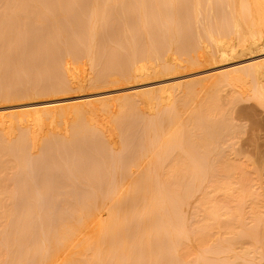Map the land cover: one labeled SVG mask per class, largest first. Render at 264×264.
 Returning <instances> with one entry per match:
<instances>
[{"label": "rangeland", "instance_id": "rangeland-1", "mask_svg": "<svg viewBox=\"0 0 264 264\" xmlns=\"http://www.w3.org/2000/svg\"><path fill=\"white\" fill-rule=\"evenodd\" d=\"M19 1V0H18ZM17 0H0V20H1V22L5 25H8L7 23L10 21H13L12 22V24L9 22V24H11V25H15V28H14V26H13V28L14 29H16V32H14V29L12 28V27H10V25H8L9 27H10V31H11V29H12V33L14 34V33H16V35H12L13 37L11 38L9 35H7V34H9L10 33V31L9 30H7L6 28H7V26H4V28L6 29H4V30H0V34L2 33L3 34V36H2V34L0 35V36H2V37H0V127H2V125H1V122L2 121H8V125L6 126L7 127V131H8V133L6 132V134L7 135H5L8 139H10V141H12L11 143H13V150L12 149H10L11 150V152L10 151H7L8 152V155L10 154H12V151H13V154L10 156V157H8V159H10L9 161H7V163H9V164H6V162H4L3 164H1L0 163V191L1 192H5V190L6 189H10V188H7V187H11V189L10 190H12L11 192H14V193H12L11 194V192H10V197H12L13 198V200L9 197V198H6L5 199V204L2 206V208L4 207V209H3V211H6V209H9V212H10V209H11V206H12V212H14V213H9V216H10V221H11V223L9 222V227H8V225H6L5 224V222H4V219L3 220H1L0 222H2V223H0L1 225L0 226H2V228L0 227V264H13L15 261H16V257L18 258V261L20 262V258L18 257V255L21 253V251H20V248H21V246L23 245L22 243H24V247L22 246V248L21 249H24L25 250V255H26V250H29V255H28V257L30 258V259H32V255H31V252L32 251H34V253L36 254V256L38 255V252H40L41 251V249H42V251L44 252V254H45V252L47 251V250H49L50 251V249L52 250V248L53 247H56V246H58L59 244H62L61 243V240L59 241L60 243L58 244V243H56L55 244V242L57 241V240H55L56 238V235H57V233H60V231L59 230H57V228H61L60 227V223H64V221L62 220V219H64V218H66L67 219V217L65 216V217H63L64 216V214L67 212V210H68V206H65V205H67V200L69 201V202H71V203H68L69 205H72V206H70V208H71V212H73V214H75V211L77 212L76 213V215L77 216H79V214L83 211L84 212V210H85V208H84V210H82L83 209V206L84 205H89V200H90V195L92 194V190H93V188H94V190L93 191H95V192H98V190H100V187H102V189L104 188V189H106V190H102V192H103V194L106 192L107 194H108V191L110 190V193L109 194H112L113 192H115L116 193V191L119 189L120 190V188L123 186V184L124 185H127V184H125V183H123L125 180H126V183H128L127 181V179H129L130 177H134V175H136V176H138V175H142V174H145L146 172H148V170L149 171H151V169H153V166H154V173L156 172L155 170H157V172L161 175H159L158 174V180L157 181H159L160 179L162 180V178H164L165 177V175H166V170L168 169V170H170L168 167H169V165H167L169 162L168 161H166V159L167 160H169L170 162H172L173 163V161H174V158L176 157V155H175V153H176V150L173 152L172 150H171V148H173V147H171L170 149H166V148H168V147H166V148H164L163 146L165 145H161V144H159L160 146H157V145H154V143L155 142H153V144L152 145H154V146H157L156 148L160 151V148L162 147L163 149H166L165 151H163V149L161 150V151H163L162 153H160V152H158V150L157 149H154L153 148V146H152V148H150V150H148L149 148H146V149H144V145L148 142V140H149V138L150 137H152V136H150V135H153L154 133H156V132H152V131H154V130H152L151 132H152V134H148L146 131V129L144 128V127H141V126H143L142 125V122H146V120H148L149 119V116H148V114L151 116V114H152V118H154L155 117V115L154 114H156V115H158L159 116V114H158V110H157V108L161 105L160 104V102H158V101H151V102H149V103H147V102H145L144 104H143V102H141L142 104H140V102H139V104L141 105L140 107L142 108V110H144V111H141V108H139V105L137 106L136 104H134V103H132L133 104V106H131L132 104H130V105H128L127 103V105L125 106V105H123L122 106V108H120L121 107V105H119L122 101H121V99L123 98V99H130V98H132V97H130V96H128V95H126V94H128V93H131V92H134V90H144V89H148V88H154V87H156V86H162L163 87V89H161L160 91H159V94H161L163 97H164V102L165 101H167V102H170L171 103V101L170 100H172V103L174 104V105H179L180 104V106L182 107L181 109L179 108H177V107H175V108H173L174 109V111H175V109L177 108L178 109V111H179V113H178V115H177V112L178 111H176L175 112V114L179 117L178 119H180V121H182V120H184V119H188L189 118V120H190V114L191 113H193V111L195 110V108H197L199 105H204L205 106V103H214L215 105L217 104L218 106H216V107H218L219 108V110H221V108H223L222 109V111H220V112H225V110L227 111V112H225L224 114H225V116H226V118H223L224 120L225 119H228L229 121H230V124H233V125H231V127L233 126V128H232V132H230L227 136V138H226V136H225V139H226V141H227V143L225 142V144L223 145V141H222V146L224 147L225 145H227V148H223L222 150H223V153L225 152V156H226V154L229 152V154H227L228 155V157L230 158V159H232L231 160V162H236V163H233V164H238V162H240L239 164H243V165H245V168H246V170L244 169V171L245 172H243V165H242V167H240L239 165V168L238 169H240V170H242V171H240L239 170V172H242V173H245L246 174V176L245 175H243V176H245V177H248V179H250V181H248L247 182V186L246 187H248V192H249V194L252 192H255V191H257L256 193H254V194H260V193H262V192H264V101H263V99H264V96H262V94H260V96H259V94H258V98L257 97H255L257 94H252V93H254L253 91H252V84H254L253 83V81H252V79L250 78V77H247V76H239V80H237V82H235V84L234 85H231V84H225L224 83V86H222L221 87V84L220 85H216V86H211V84H212V82L213 81H218V80H214L215 79V77L217 76V75H219V74H222V73H230V75H237L239 72L237 71L238 69H243V68H245V67H247V66H250V65H259L260 63H263L264 61V44L262 45V44H260L261 46H259L258 44H257V46L256 45H251V46H249V48L247 47V48H244V49H246V50H244L243 52L240 50V51H238V52H233V53H230V54H232V55H225V56H223V58H220V59H217L215 62H214V60L213 61H211V59L210 58H208V54H209V45H207V44H210V43H207V41H204L205 42V46L203 45V43L201 44V45H203L204 46V48L206 47V46H208L209 48L207 49V47H206V49L204 50V49H202V47L203 46H201V49L203 50V51H199L198 50V52H203V54H204V52L205 51H207L208 52V56L206 55V57L208 58V59H210L209 61L207 60V58H206V62L204 61L205 60V58L203 59V61L204 62H200V63H202V64H196V65H199V66H193V67H189L188 66V64H187V61H186V56H187V51L186 50H183V52H182V50L181 49H185L184 47H182L181 49H180V51L183 53H180V51H178L179 49L177 48L176 50L178 51V52H176L174 49H175V47H179L178 45H180V47L182 46V45H184V43L185 42H189V40H187V41H185L189 36H190V34H191V37H193L194 35H193V33L190 31L192 28H194L195 26H197V22L195 23V26H193L194 25V23H193V20H191V21H188V20H190V18H187L188 17V15H187V12H185L184 14H186L184 17H182V16H180V18L179 19H181V25H179V26H181V28L183 29L184 28V25L186 24V26H185V28L187 27L188 29V31H190V33H188V32H186V34L188 33V35H185L184 34V37H180V39L182 38V40H179V42H177L178 40H176L175 38H172V40L173 39H175L174 40V43H175V41H176V43L175 44H177V45H175L174 43H172V44H174V45H171V47H173V46H175V47H173L170 51H166V52H164V53H160L161 55L160 56H162V58L164 57V56H168L169 55V57H170V64L169 65H166L165 63H162L161 61L162 60H164V58L161 60V61H157V60H150V61H148V63H147V59H146V63H147V65L149 66L148 68V71H144V70H141L140 72H139V74H145L143 77L141 76L140 78H137V79H134V81L132 80V82L130 81H127V80H125V82L123 81L124 79L123 78H121V72L119 71V69L117 70V68H116V71H113V70H115V68L112 70L113 71V73L114 72H119L118 74L117 73H114L113 75H118L117 77H118V79L116 80V84L114 83H111L110 84V86L108 85V84H106L105 86H99L98 84H99V82H100V74H101V71L103 70V69H105L104 67H106V65H110V66H112V65H114V66H116L117 67V64L118 65H120V63H122V61L123 62H125L124 61V58L125 59H127V57L130 55V54H133L132 53V48L134 47V49L136 50V49H138V50H136V51H134L135 52V55H136V58H138L139 60L138 61H140L139 62V64H142V63H144V61H143V59H142V54L141 53H143V51L140 53V55H138L137 53H139L140 51V49L142 50V48L144 47V53H146V56L147 55H150L151 56V58L153 59V57H154V59H155V57H156V54L155 53H152L153 52V46L155 45V41L156 40H158V39H156V38H153V36H155V34L156 33H154L152 30H150L149 29V32L151 31V32H153L154 33V35H152V38H153V40L151 41V39L152 38H150V37H148L147 38V35L145 34V36L143 35L144 33H143V31H140V30H142V24H140V22H139V20H132L133 19V15H134V19H135V17H137V19H138V17H139V19H140V16H136V13H138L136 10H137V7H136V9H134L135 7H133V8H131V6L133 5V6H136L135 5V2H132V0H131V2L132 3H130V0H124L125 2H126V4H124L123 3V1L122 0H120V1H118L117 3H119L118 5H116L115 3H116V1L115 0H112L113 1V3H114V5L113 4H109V3H111V0H102V3L98 0V10L99 9H103L102 11H103V13L104 12H106L107 10L109 11L108 13L110 14V12H111V16L109 15L108 17H109V20L111 19L112 21H109L108 20V17H106L105 15H103V17L104 18H107L106 20L105 19H103V21H101L102 20V14L100 13V14H98L97 12H95V6H96V4H95V1L94 0H83V2H82V0H76V2H78V3H81V4H77V7H80V8H78V9H80L79 11H77L78 9H77V7L75 8V6H74V3H73V1L75 2V0H60L61 2H60V5H61V3L63 2L64 4H62V6L64 5V7L66 6L67 7V9H68V14L66 15V11L65 10H67L66 8H62V9H60L59 8V10H61V13H60V11H57L58 9V7H59V2H58V0H44V1H46V2H44L43 0H34V2H35V5H37V11H40V12H38V14L39 15H41L40 17H42V19L41 18H39V20L41 19L42 21H46L47 23H46V25L45 26H43V27H40V24L42 25V23H39V20L36 18V22L37 23H39V24H37V23H35V24H37V26H33V24H32V22H31V20L32 19H30V20H28V18H32V17H30L31 16V14L29 15L27 12H29V11H27V9H26V5H25V9L26 10H22L23 8H24V6H22L21 7V5H23V4H20V2H18ZM22 1H25V0H22ZM21 1V2H22ZM27 1V0H26ZM29 1V0H28ZM46 3V5L45 6H43L42 4H40V2L41 3ZM48 1V2H47ZM55 1V2H54ZM122 1V2H121ZM129 3H128V2ZM142 1V0H141ZM169 1H172V3L174 4L170 9L172 10V12L171 13H169V11H168V14L169 15H171V17H173L174 15H176V14H178V15H181V14H179L180 12L179 11H181L180 9L182 8L181 6H182V4L184 3V5L186 4L185 3V1L186 0H183L184 2L182 3H180V1L179 0H169ZM169 1H168V3H169ZM177 1V2H176ZM206 1V0H205ZM204 1V2H205ZM213 1H216V2H214V3H216V4H212V5H214L215 6V8H217V7H219L221 4H219L220 2H218L217 0H213ZM238 1H240V0H237V5L238 6H240L239 4H241L240 2H238ZM253 5H255V2H253V0H249ZM260 1H261V6H260ZM15 2V3H14ZM16 2H18V3H16ZM49 2H51V4L49 3ZM53 2V3H52ZM58 2V3H57ZM69 2H71L70 3V5H69ZM76 2H75V4H76ZM84 2H86L85 4H84ZM89 2H90V5H89ZM109 2V3H108ZM179 2V3H178ZM204 2H202L203 4H205ZM259 3V5H258V3ZM257 2H256V5H255V15L257 16L258 15V13L260 12V13H264V2H263V0H257ZM15 5H14V4ZM37 3V4H36ZM56 3V4H55ZM68 3V4H67ZM100 3V4H99ZM105 3H107V4H105ZM171 3V4H172ZM263 3V4H262ZM19 6H18V5ZM65 4H67V5H65ZM95 6H94V5ZM130 6H129V5ZM137 4V3H136ZM206 4H207V2H206ZM205 4V5H206ZM57 5V6H56ZM68 5H69V7H71V5H72V7L70 8L71 10H69V7H68ZM101 5V6H100ZM102 5H103V7H105V5L106 6H108L106 9H104L103 7H102ZM109 5L111 6H113L112 7V10H113V12H112V10L111 9H109ZM127 7H126V6ZM180 5V9H177V8H179L178 6ZM212 5H208L207 6V8H210V7H212ZM40 6V7H39ZM53 6H54V8H53ZM116 6V7H115ZM125 6V7H124ZM166 6V5H165ZM176 6H177V8H176ZM203 7H204V5H202ZM213 6V7H214ZM61 7V6H60ZM74 7V8H73ZM84 9H83V8ZM129 7H130V9H129ZM163 7V6H162ZM167 7H168V5H167ZM175 7V8H174ZM202 7V8H203ZM206 7V6H205ZM40 10H39V9ZM44 8V9H43ZM82 8V9H81ZM117 10H116V9ZM173 8V9H172ZM14 9V10H13ZM22 11H21V10ZM47 9V10H46ZM65 9V10H64ZM162 9V8H161ZM163 9H165V7L163 8ZM170 9H168V10H170ZM205 9V10H204ZM53 10V11H52ZM56 10V11H55ZM73 10V11H72ZM106 10V11H105ZM111 10V11H110ZM118 10H119V12H118ZM134 10L136 11V12H134ZM170 10V11H171ZM177 10H179V11H177ZM203 10H204V13H205V11L207 10L208 11V9H206V8H203ZM218 10V8L217 9H215V11H214V14L217 12V13H219L220 12V10H219V12L217 11ZM21 11V12H20ZM27 11V12H26ZM42 11H44V12H42ZM62 11H64V16H65V19H66V17L67 18H69V19H67L66 20V23H62V21H64L65 19L62 17V16H60L63 12ZM81 11H84V12H81ZM85 11H86V15H84L85 14ZM101 11V12H102ZM116 11V13H115V15H113V13ZM162 11V13H163V10H161ZM262 11V12H261ZM15 12H16V14H18V13H20V15H22L21 17H20V15L18 14V15H16L15 14ZM44 13V15L45 16H48V17H50L51 18V21H49L50 19L48 18V17H44L43 16V14L42 13ZM60 14H59V13ZM73 12V13H72ZM82 14H80V13ZM98 12H100V10L98 11ZM165 12H167V11H164V13ZM176 14H175V13ZM178 12V13H177ZM257 12V13H256ZM11 13V14H10ZM23 13L25 14V16L23 15ZM37 13V12H36ZM57 13V14H56ZM75 13V14H74ZM76 13H78V14H76ZM98 14V16H97V14ZM119 13V14H118ZM163 13V14H164ZM174 13V15L172 16V14ZM5 14V15H4ZM59 14V15H58ZM89 14V16H87ZM203 14V13H202ZM220 14V13H219ZM218 14V15H219ZM33 15V17L36 15H34V14H32ZM71 15H73V16H71ZM96 15V16H95ZM139 15V14H138ZM165 15H167V14H165ZM204 15H207V12H206V14H204ZM211 15H213V14H211ZM218 15H216V16H218ZM9 16L11 17V18H9ZM18 16V17H17ZM29 16V17H28ZM80 16V18H78ZM88 17V18H86V20H84L83 18L84 17ZM97 17V18H94V17ZM100 16V17H99ZM7 18V20L8 21H5L6 20V18ZM17 17V18H16ZM25 17H27L25 20H24V18ZM35 17H37V15L35 16ZM39 17V16H38ZM44 17V18H43ZM60 17H62L64 20H62V18H60ZM91 17V18H90ZM98 17H99V21H100V23H98V24H100V25H98L97 27H95L96 29H98L96 32H98L97 34V36L95 35V30H94V27H93V25L95 26V24L97 23L96 21H97V19H98ZM111 17V18H110ZM170 17V16H169ZM168 16H167V18H169ZM201 17H203L202 15H201ZM207 20L205 21L204 20V22H203V24L205 23V22H207L208 21V23H209V21L210 22H213V20H211V17H210V14H209V12H208V15H207ZM210 17V18H209ZM5 18V19H4ZM89 18L92 20V23L90 22V20H89ZM92 18H94V19H96V21L94 20V19H92ZM186 18V19H185ZM12 19V20H11ZM14 19V20H13ZM18 19H20L19 20V22L20 21H22V22H20L21 23V25L20 26H16V25H18ZM21 19H23V20H21ZM35 19V18H34ZM34 19L32 20L33 21V23H34ZM46 19V20H45ZM184 19L186 20V23L184 22ZM188 19V20H187ZM210 19V20H209ZM226 19V23L228 24V21H230V20H228L227 18H225ZM15 20H17V24L15 23L16 21ZM62 20V21H61ZM70 20V21H69ZM82 20V22H80V21ZM87 20H88V22H87ZM115 20V21H114ZM118 20V21H117ZM41 21V22H42ZM76 21H79V22H76ZM95 21V23L93 24V22ZM120 21V23H118ZM132 21H134V22H132ZM139 23L140 25H141V27L136 23ZM156 21H158V20H156ZM156 21H154V22H149L150 24H151V26L148 24L147 26H150V28L152 27V28H154V24H152V23H155ZM185 23H183V22ZM203 21V20H202ZM0 22V23H1ZM25 22V23H24ZM54 22H55V25H54ZM70 22V23H69ZM115 22V23H114ZM222 22H224L223 21V19H222V21H221V23ZM223 23V24H226V23ZM1 23V24H2ZM14 23V24H13ZM43 23H45V22H43ZM51 23V24H50ZM68 23H69V25H68ZM81 23H82V25H81ZM84 23H85V25H87L86 27H88L90 24L92 25V26H90V27H92L93 28V36H94V38L95 37H98V39H94V38H92V36L91 37H89L88 36V38L91 40V41H89V39H85V37L87 36V34L88 35H90L89 33H92V28L90 29H86V31H88L87 33H85L86 31L85 30H83V25H84ZM132 23H136V25H135V27L132 25ZM158 23H159V21H158ZM179 23V24H180ZM182 23H183V25H182ZM193 23V25H191ZM0 24V25H1ZM25 24L27 25L26 27H24L23 28V25L25 26ZM30 24H32V26L30 25ZM60 24H64V27H66V26H70L71 28H72V31H69V32H67V30H69V29H65V31H63L64 29H63V26L62 25H60ZM66 24V25H65ZM78 24H80V25H78ZM116 24H118V25H116ZM226 24V25H227ZM229 24H230V22H229ZM49 25H51V27L49 28ZM84 25V26H85ZM97 25V24H96ZM139 26V28H141V29H139L138 28V26ZM199 25V24H198ZM225 25V26H226ZM30 26H31V28H30ZM47 26H48V28L49 29H47ZM99 26H100V28H99ZM137 26V27H136ZM183 26V27H182ZM189 26H190V29H189ZM192 26V27H191ZM9 27H8V29H9ZM18 28V31H19V33H20V35H19V33H17V28ZM28 27V30L26 29ZM82 27V28H81ZM86 27H84V29L86 28ZM115 27V28H114ZM117 27V28H116ZM245 27V26H244ZM21 28V29H20ZM36 28V29H35ZM60 28V29H59ZM69 28V27H68ZM70 28V29H71ZM81 28V29H80ZM137 28V29H136ZM180 28V29H181ZM246 28V27H245ZM1 29V28H0ZM2 29H3V27H2ZM62 29V30H61ZM75 30V32H76V29H77V32H76V36L75 37H71V38H67V37H70V36H73V35H75V32H74V30ZM182 29H181V31H182ZM262 29L264 30V25H263V27H262ZM20 30H21V32H20ZM24 30V31H23ZM37 30V31H36ZM48 30V31H47ZM63 31L64 33L66 32V35L65 36H63L62 35V33L63 32H61V31ZM83 30V31H82ZM112 32H111V31ZM187 30H185L184 29V31H182V33L184 32L185 33V31H187ZM8 33H7V32ZM26 31H27V33H26ZM46 31V32H45ZM59 31V32H58ZM80 31H82L81 33H80ZM85 31V32H84ZM110 33H109V32ZM115 31V32H114ZM5 32H6V34H5ZM40 32H41V34H40ZM55 32V33H54ZM71 32H73L74 34L72 35V33ZM155 32H157V31H155ZM179 32V33H178ZM178 32H176V33H178L180 36L181 35H183V34H180L181 32L178 30ZM12 33H10V34H12ZM25 33V34H24ZM45 33V34H44ZM58 33H61V35H59ZM68 33H71V35L69 34L68 36H67V34ZM85 33V34H84ZM116 33V34H115ZM139 33H143L142 35L144 36V38L142 39L141 38V36L140 35H138ZM153 33H151V34H153ZM175 33V34H176ZM47 34V35H46ZM50 34V35H49ZM56 34V35H55ZM80 34H81V36H80ZM86 35L85 37H84V35ZM111 34V35H110ZM115 34V35H114ZM137 34V35H136ZM178 34H176L177 36H178ZM19 37H18V36ZM32 37H31V36ZM39 35L40 36H42L43 35V37H39ZM82 35H83V38H82ZM114 35V36H113ZM120 35V36H119ZM6 36H7V38H6ZM17 36V37H16ZM20 36H22L21 38H20ZM24 36V37H23ZM26 36V37H25ZM34 36V37H33ZM67 36V37H66ZM140 36V37H139ZM142 36V37H143ZM156 36H158V35H156ZM185 36H187V38L186 39H183V38H185ZM10 37V38H9ZM16 37V38H15ZM118 37V38H117ZM179 37V36H178ZM195 37V36H194ZM193 37V38H194ZM18 38H20V39H18ZM38 38H40V40L38 39ZM44 38H46L45 40H44ZM75 39V43L72 41V42H70L71 41V39ZM82 38V39H81ZM158 38V37H157ZM4 39V40H3ZM15 39H17L16 41H14ZM85 39V40H84ZM95 40V42H94V40ZM102 39V40H101ZM139 39V40H138ZM141 39L143 40V42L141 41ZM145 39V40H144ZM150 40L151 41V44H152V42L154 41V44H152V46H150L151 44L149 43L150 41H148V40ZM156 39V40H155ZM18 40H20L19 42H17ZM43 40V41H42ZM81 40V42L84 40V43L85 42H87V44L88 43H90V44H88V46L86 47V45L84 46L82 43V45H81V47L80 48H78L79 46H80V44L78 43L79 41ZM97 40V41H96ZM78 41V42H77ZM100 41V42H99ZM103 41H105V42H103ZM145 41V42H144ZM181 41V42H180ZM182 41H184V42H182ZM192 41V38H191V40H190V42ZM69 44H68V43ZM77 42V43H76ZM93 42V43H92ZM138 42V43H137ZM140 42L141 43H143L142 45H140V47H142V48H140V47H138L137 48V46H139V44H140ZM171 42H173V41H171ZM190 42L188 43V44H190ZM70 43H73V44H70ZM147 43V44H146ZM182 43V44H181ZM68 44V45H67ZM94 44L95 45H97L96 47H95V49H94ZM145 44H146V46L147 47H145ZM150 44V45H149ZM187 44V43H186ZM192 44V43H191ZM130 45H131V47H130ZM136 47H135V46ZM144 45V46H143ZM75 46H77V47H75ZM91 46V47H90ZM185 46V45H184ZM187 46V45H186ZM190 46V45H189ZM189 46H187L188 48H186V49H189ZM112 47H114V48H112ZM155 47V46H154ZM90 48H92V49H90ZM145 48H147L148 49V51H147V49H145ZM191 48V47H190ZM133 49V50H134ZM152 49V50H151ZM94 50V51H93ZM243 50V49H242ZM87 51V52H86ZM90 51V52H89ZM92 51V52H91ZM186 51V54L184 53ZM120 52V53H119ZM207 52H205V54L207 53ZM242 52V53H241ZM88 53V54H87ZM112 53H114V54H112ZM116 53H118L119 55H117ZM130 53V54H129ZM143 53V54H144ZM238 53V54H237ZM241 53V54H240ZM92 54V55H91ZM121 54V55H120ZM153 54H155L154 56H152ZM203 54H201V55H203ZM204 54V55H205ZM128 55V56H127ZM135 55H130V56H135ZM203 55V56H204ZM129 56V57H130ZM141 58H139V57ZM143 56H145V54L143 55ZM145 56V57H146ZM118 57V58H117ZM119 57H120V62L118 61V59H119ZM145 57H143V58H145ZM131 58V57H130ZM223 59V60H222ZM221 60V61H220ZM143 61V62H142ZM152 61V62H151ZM211 61V62H210ZM118 62V63H117ZM151 62V63H150ZM183 64V65H182ZM261 65V64H260ZM259 65V66H260ZM60 66H63L61 69L64 71V69L65 70H67L70 74H71V76H72V78H73V80L75 81V85H76V89L75 90H73L72 91V93L71 92H69V93H64V94H59V93H57V92H53V94L51 93H49L48 94V92H51V90H49V91H47L46 89L47 88H49V87H52V88H54L55 87V85H53V84H56V86H57V84H59L61 81H60V79H61V77L63 78V76H61V70H60ZM58 67H59V70H58ZM109 67V66H108ZM113 67V66H112ZM168 67H170L171 69L170 70H168ZM119 68V67H118ZM58 71H59V74H60V79H58L59 78V74H57L58 73ZM238 72V73H237ZM64 72H62V75H64L63 74ZM52 75V76H51ZM115 75V76H116ZM56 76H57V78H56ZM263 76L264 75H262V78L261 79H263ZM218 77V76H217ZM123 81H121L120 82V79ZM54 79V80H53ZM58 79V80H57ZM264 80V79H263ZM49 81V82H48ZM56 81V82H55ZM58 81V82H57ZM60 81V82H59ZM119 81V82H118ZM127 81V82H126ZM191 81V82H190ZM54 82V83H53ZM185 82L187 83L188 82V84H186L187 86H185ZM192 82H194L193 83V86L192 85H190V84H192ZM45 83H46V85H45ZM48 83V84H47ZM197 83V84H196ZM261 83H263V82H261ZM13 84H14V86H13ZM51 84V85H50ZM95 84L97 85V86H95ZM264 84V83H263ZM173 85L175 86L174 88H173ZM189 85L191 86V87H189ZM95 86V87H94ZM15 87V88H14ZM17 87V88H16ZM188 89H187V88ZM192 87L195 89V91H194V89H192ZM254 87V86H253ZM8 89V91L9 90H11L10 88H12V92L13 91H15V92H13V93H10V95L11 96H14L15 94L14 93H16V95H19V97L22 95V97H20V98H18V100H13L12 98V100H9L10 99V95H8V91H7V89ZM46 88V89H45ZM189 88L192 90L191 92L192 93H188V95H184L185 94V92H188V90H189ZM6 89V90H5ZM15 89V90H14ZM50 89V88H49ZM4 90V91H3ZM17 90H20V93H19V91H17ZM42 90L45 92V93H43L42 92ZM47 92H46V91ZM253 90H255L254 88H253ZM42 92V94H40L41 92ZM252 91V92H251ZM10 92V91H9ZM29 92V93H28ZM30 92H34V94L33 93H31L30 94ZM38 92V93H37ZM5 93H7V95L9 96H6V94ZM18 93V94H17ZM36 93V94H35ZM55 93V94H54ZM57 93V94H56ZM27 94H30V95H34V97H32V99L30 98V99H28V98H24L23 96L24 95H27ZM45 94V95H44ZM173 94V97H169L170 95H172ZM187 94V93H186ZM6 96V98H5V96ZM29 95V96H30ZM37 95V96H36ZM101 96V97H108V99H104V102L102 101V104H99V103H101V101L100 102H94V103H92L91 105H90V103H89V105H87V103L89 102L88 100H90L92 97H94V96ZM117 95H119V96H123L122 98H117ZM235 95H237V97L235 96ZM264 95V94H263ZM238 96H239V98H238ZM77 97H84L83 98V103H85V102H87V103H85V104H83V106H85L86 108L88 107V109L89 108H93V110L92 109H89L88 111L91 113H86L87 114V116L84 118L85 120H87V122H89V123H93L92 124V126L93 127H96L95 128V130L94 129H92V127L90 126V128L92 129V133L90 132V130L88 131V133L86 134V133H82V135L80 134V137L82 136V137H84V135H85V137L87 138H84V140L86 139L87 141H93V142H91V145L90 146H88L89 144H90V141L89 142H85L84 140H82L83 138H77V136H78V134L76 133V132H74L73 130H71V128H72V126H74L73 125V122H72V120H71V118L70 119H68V117H67V119L66 118H63V117H61V116H59L58 117V115H56L58 118L56 119L55 118V122L54 123H52L51 122V118H48V117H46V119H44V124L41 126V127H39V125H37V124H35V123H31V126H32V128L34 129V132H35V136H34V139H33V141H31V143L29 144L28 143V145H30V146H28L27 148L26 147H24L23 146V144L22 143H26V142H24V141H26V138H22L23 136H22V133H23V128H22V124H20V123H18V122H13V121H15L17 118V115H10V114H8V115H6V116H2L3 114H5V113H9V112H15V110H18V111H20L21 109H20V107H18L17 105H21V104H27V103H34L33 105H32V107L34 108L33 110H32V112H29L30 114H32V115H38V114H42L43 113V110H41V109H39V107H41L42 105H44L43 103H45V101L46 102H51L52 100H56V99H62V100H65L66 102H75L74 100L77 98ZM91 97V98H90ZM101 97H97V98H101ZM236 98V100H235V98ZM3 98V99H2ZM4 98H5V100H4ZM88 98H90V99H88ZM261 98H263L262 100H260ZM2 99V100H1ZM20 99V100H19ZM68 99H70V100H68ZM231 99V100H230ZM73 100V101H72ZM227 100H229L228 102H227ZM120 101V102H119ZM231 101V102H230ZM236 101V102H235ZM228 104H230V106H228L227 105V103ZM230 102V103H229ZM232 102H233V104H232ZM129 103V102H128ZM131 103V102H130ZM201 103H203V104H201ZM226 103V104H225ZM138 104V103H137ZM173 104H171V106L173 105ZM214 104H212V106L214 105ZM100 105H102V107L100 106ZM106 106V107H104V106ZM134 105H136V106H134ZM169 105V104H168ZM214 105V106H215ZM211 106V105H210ZM211 106V107H212ZM213 106V107H214ZM226 106H227V108H226ZM100 107H101V109H100ZM208 107H209V105H208ZM213 107L212 108H210V109H212V110H210V111H207V112H209V113H211V115H207L206 114V117L207 116H211V117H213L214 115H212V112L213 113H215L216 115L218 114V112H217V110L218 109H216V110H214L213 109ZM232 107V108H231ZM109 108V109H108ZM136 108H138V110L136 109ZM206 108H207V106H206ZM104 109V110H103ZM169 109H171V107L169 108ZM173 109H171V110H173ZM176 109V110H177ZM209 109V108H208ZM207 109V110H208ZM227 109H229V110H227ZM92 110V111H91ZM127 110V111H126ZM135 110H137L138 111V115L136 116V112H135ZM214 110V111H213ZM224 110V111H223ZM139 111H140V113H146L147 115V118H146V116H145V121H143V115H145V114H139ZM207 112H205V113H207ZM219 112V113H220ZM29 113H24V114H22V115H20L21 117H24V118H26L27 116H28V114ZM133 113V114H132ZM154 113V114H153ZM204 113V112H203ZM85 114V115H86ZM88 115H90L89 117H88ZM132 115H134V117L132 116ZM139 115H141V116H139ZM154 115V116H153ZM200 116H201V118H202V120H204V123H205V120H209L210 118H207V119H203V114L201 115V114H199ZM221 115V117H222V113L220 114ZM55 116V117H56ZM158 116H156V119H158L157 117ZM189 116V117H188ZM218 116H219V114H218ZM61 117V118H60ZM136 117H138V118H136ZM141 118V120H142V122H140L139 123V119ZM205 117V114H204V118H206ZM143 118V119H142ZM201 118L199 117V119L201 120ZM215 118V117H214ZM73 119V118H72ZM90 119H91V122H90ZM155 119V118H154ZM199 120V121H200ZM211 120V119H210ZM25 122H23L24 124H26L27 122H26V120H24ZM185 121V120H184ZM139 124H138V123ZM207 122V121H206ZM210 122V121H209ZM208 122V123H209ZM207 123V124H208ZM144 124H146V123H144ZM136 126V127H135ZM137 127H138V129H137ZM22 128V129H21ZM142 128H144V129H142ZM235 128V129H234ZM88 129H89V127H88ZM142 129V130H141ZM237 129V130H236ZM239 129V130H238ZM99 130H101V131H99ZM134 130V131H133ZM135 130L137 131V132H135ZM139 130H141V134L139 133ZM145 132H144V131ZM158 130V129H157ZM198 131H197V133H200V130L199 129H197ZM22 131V132H21ZM95 131V132H94ZM156 131V130H155ZM160 131V130H159ZM236 131H238L237 133H236ZM144 132V133H143ZM158 132V131H157ZM89 133H91V135L89 134ZM142 133H143V135H142ZM145 133H147L148 135H146ZM160 133V132H159ZM162 133V132H161ZM195 133H196V131H195ZM46 134H48V135H52V134H55V135H53L54 137L56 136L57 138H54L53 137V139H52V136H48V135H46ZM57 134V135H56ZM101 134V135H100ZM136 134V135H135ZM139 134V135H138ZM145 134V135H144ZM184 135L186 134L187 135V133L185 132V133H183ZM201 134H202V132H201ZM234 134V135H233ZM95 135H97V136H99L100 137V139H99V137H97V138H95L96 136ZM155 135V138H156V135H157V137H158V133L157 134H154ZM154 135H153V138H154ZM192 135V134H191ZM194 135H196V134H193L192 136V138H191V136H190V133H189V135H187V136H184V137H189L188 138V140H183L184 139V137L182 136V134H181V139L183 140L182 141V144H183V146H180V147H182L183 149H187V147H188V149H189V146H190V152H189V150H187V152H188V154H191V156L193 155V154H197L198 156H196V157H203V155H202V153H203V149L200 147V146H197V145H199L198 144V142H200V139L203 137V136H199V134H197L195 137H196V139L198 138V140H195L196 141V143H193V142H195V141H193L194 140ZM203 135V134H202ZM59 136V137H58ZM66 137V139H64V137ZM70 136V137H69ZM105 136V137H104ZM134 136H136V137H134ZM144 136V137H143ZM150 136V137H149ZM198 136V137H197ZM5 137V138H6ZM68 137V138H67ZM102 137H104V138H102ZM132 137H133V140H132ZM146 137V139H144ZM148 137V138H147ZM233 138V139H231V138ZM237 137V138H236ZM6 138V139H7ZM23 140H22V139ZM60 138H62V139H60ZM92 138V139H91ZM135 138V139H134ZM154 138V139H155ZM186 138V139H187ZM236 138V139H235ZM55 139H57L56 141H55ZM75 141V143H74V141ZM79 139H80V141H79ZM108 139V140H107ZM142 139V140H141ZM151 140V142H152V138H150ZM193 139V140H192ZM229 139H230V141H229ZM234 139H235V141H234ZM65 140H67V141H65ZM80 142V145H77L79 142ZM97 140V141H96ZM139 140V141H138ZM193 142H192V141ZM21 141V142H20ZM52 141V142H51ZM55 141V142H54ZM62 142V144H61V147H59L60 146V143L59 142ZM82 141V142H81ZM101 141H103L102 143H101ZM107 141V142H106ZM132 141V142H131ZM145 143H144V142ZM188 141V142H187ZM234 141V142H233ZM56 142H58V143H56ZM69 142H71V144L69 143ZM73 142V143H72ZM131 142V143H130ZM140 144H138V143ZM150 142V143H151ZM231 142H233L232 144H230ZM236 142V143H235ZM15 143V144H14ZM51 143H53V146L51 145ZM67 143H69V145H67ZM88 143V144H87ZM105 143V144H104ZM109 143V144H108ZM134 143V144H133ZM138 145H137V144ZM186 143V144H185ZM228 143L231 145H228ZM56 144V145H55ZM67 146H66V145ZM85 144H87L86 146H85ZM107 144V145H106ZM129 144H131L132 146H130ZM155 144H157V143H155ZM195 144H197V145H194ZM26 145V144H25ZM58 145V146H57ZM62 145H63V147H62ZM73 145L75 146L76 145V147L75 148H77V149H75L74 147H73ZM142 145V146H141ZM177 145H180V144H176L175 145V148H173V149H176V147H177ZM235 145V146H234ZM24 148H23V147ZM56 146V147H55ZM71 147V149H69V147ZM80 146V147H79ZM81 146H83L82 147V149H83V151H81ZM98 146V147H97ZM100 146H102L101 148H100ZM112 147V149L113 150H115L114 152H117V154H115L114 152H113V150L111 149V147ZM134 146V147H133ZM146 146V145H145ZM166 146V145H165ZM184 146H186V147H184ZM14 147H15V149H14ZM17 147V148H16ZM65 147V148H64ZM87 147H90L91 148V151L93 152H91L90 151V149L89 148H87ZM134 148V149H132V148ZM142 147V149H141V151H140V148ZM149 147H151V145H149ZM160 147V148H159ZM179 147V146H178ZM177 147V148H178ZM179 147V148H180ZM197 147V150L195 149ZM237 147V148H236ZM19 148V149H18ZM57 148H59L58 150H56ZM61 148V149H60ZM68 148V149H67ZM85 148V149H84ZM92 148H93V150H92ZM95 148H97V149H95ZM100 148V149H99ZM107 150H106V149ZM129 148V149H128ZM137 148L139 149L138 151H140V153H138V151H136L137 150ZM192 148V149H191ZM194 148V149H193ZM222 148V147H221ZM234 148V149H233ZM64 149H65V151H64ZM75 149V150H74ZM80 149V150H79ZM88 149V150H87ZM110 149V150H109ZM125 149V150H124ZM156 150V152L158 153H156L154 150ZM181 150V148L179 149V151H178V149H177V151L178 152H180V150L181 151H185V150ZM21 150V151H20ZM24 150V151H23ZM63 150V151H62ZM109 151V152H106V151ZM123 150V151H122ZM142 150H143V152H144V150H145V152L147 153V155H146V153L145 154H142L143 152H142ZM169 150L171 151V152H173L172 154H170V152H169ZM194 150H195V152H194ZM225 150H227V151H225ZM230 150V151H229ZM59 151V152H58ZM74 151V152H73ZM82 153H84V155L86 156H84L83 154H81V152ZM95 151V152H94ZM98 151V152H97ZM119 151H121V153H119ZM135 153H137V154H134V152ZM150 151V152H149ZM152 151H154V152H152ZM10 152V153H9ZM77 152V153H76ZM105 152H106V154H105ZM114 153V154H112V153ZM167 152V154H170L171 155V157L170 156H167V157H170V158H172V159H169V158H167L166 156H165V153ZM177 152V153H178ZM187 152H186V155H188L187 154ZM4 153V152H3ZM66 153V154H65ZM69 153V154H68ZM78 153H80L79 155H78ZM99 153L101 154V155H99ZM108 153H109V155L110 156H106V155H108ZM164 153V154H163ZM193 153V154H192ZM72 154V155H71ZM73 154H74V156H73ZM75 154H77V155H75ZM112 154V155H111ZM138 154H140V155H142V156H140V155H138ZM161 156H160V155ZM166 154V155H167ZM174 154V155H173ZM5 155V154H4ZM6 155H7V153H6ZM87 155H89V156H87ZM116 157V158H114V156ZM124 155H127V156H124ZM129 155V156H128ZM145 155L146 156H148V158L147 157H145ZM150 155V156H149ZM159 155V156H158ZM163 155L166 157V159H165V161L167 162H165V161H162V160H164V158L165 157H163ZM195 155H193V156H195ZM1 156H3L2 154H1ZM112 156H113V158L115 159H112ZM119 156V157H118ZM121 156V157H120ZM140 156V157H139ZM175 156V157H174ZM232 156V157H231ZM75 157V158H74ZM110 157V158H109ZM127 157V158H126ZM174 157V158H173ZM227 157V156H226ZM5 158H6V156H5ZM4 158V156H3V158H1L2 160H4L5 159ZM14 158V160H12ZM59 158V159H58ZM63 158V159H62ZM73 158H74V160H73ZM109 158V159H108ZM125 158V159H124ZM163 158V159H162ZM198 158H196V159H198ZM201 158L199 159V160H201ZM50 159V160H49ZM52 159H53V161H52ZM114 160V161H112V160ZM121 159V160H120ZM122 159H124V160H122ZM162 159V160H161ZM229 159V160H230ZM17 160H18V162H17ZM63 162H62V161ZM108 160H110V161H108ZM142 162H141V161ZM148 160V161H147ZM173 160V161H172ZM198 160V161H199ZM234 160V161H233ZM1 161V160H0ZM5 161V160H4ZM13 162V164L15 163H19V165L20 166H18V164H17V166H15V164L13 165L14 167V169L13 168H9V169H7L8 167H4V165H8V166H12V165H10V163H12ZM61 161V162H60ZM156 161H158L157 163L158 164H156ZM73 162V163H72ZM154 162V164H152ZM162 162H164V163H162ZM203 162H205V160L204 159H202V163ZM245 162H246V164H249V165H246L245 164ZM248 162V163H247ZM250 162V163H249ZM65 163V164H64ZM107 163H108V165H107ZM166 163V164H165ZM125 164V165H124ZM151 164V165H150ZM162 164H164V165H162ZM170 164V163H169ZM4 167V170H3V167ZM64 165V166H63ZM96 165H98V167L96 166ZM158 165H159V168H158ZM202 165V164H201ZM205 165V164H204ZM63 166V167H62ZM91 166V167H90ZM114 166V167H113ZM149 166H151V167H149ZM251 166V167H250ZM17 167L19 168L18 170H17ZM130 168V170H129V168ZM250 167V168H249ZM63 168V169H62ZM96 168V169H95ZM97 168H99V170H100V172H99V170L97 169ZM114 168V169H113ZM116 168V169H115ZM151 168V169H150ZM170 168H171V166H170ZM199 168H203V170L205 171L206 169L204 168V166L202 167H199ZM252 168V169H251ZM256 168V169H255ZM258 168L260 169L259 171H257L258 170ZM7 169V170H6ZM16 169V170H15ZM41 169V170H40ZM118 169V170H117ZM200 169V170H201ZM248 169H250L249 170V172H247V170ZM12 170H14V171H12ZM23 170V171H22ZM57 170V171H56ZM85 170V172H83V171ZM92 170H93V172H92ZM127 170V171H126ZM256 170V171H255ZM2 171V172H1ZM8 171H10V172H8ZM21 171V172H20ZM115 171V172H114ZM117 171V172H116ZM134 171H136V172H134ZM138 171V172H137ZM153 171V170H152ZM204 171H203V173H204ZM254 171L256 172V173H254ZM7 172L8 173H10V175L9 174H7ZM20 172V173H19ZM53 172H55L54 174H53ZM88 174H87V173ZM91 172V173H90ZM135 174H134V173ZM142 173V174H139V173ZM201 171H198L197 172V174H199V175H201V173H200ZM260 172V173H259ZM262 172V173H261ZM17 173V174H16ZM23 175H22V174ZM60 173V174H59ZM93 173V174H92ZM99 173V174H98ZM116 173V174H115ZM248 173H249V175H250V173H251V178H253V179H251V178H249V175H248ZM257 173H258V178H256L257 177ZM15 176H14V175ZM21 174V175H20ZM43 174V175H42ZM70 174V175H69ZM73 174H74V176L76 177V179L75 180H73L75 177L73 176ZM78 176H77V175ZM87 174V175H86ZM99 176H98V175ZM101 174V175H100ZM124 174L126 175V176H124ZM138 174V175H137ZM205 175H203V178H202V175H201V177H199V181H198V177L196 178V177H194L195 179H186V178H184V186L183 187H187L188 185H192V186H190V189H191V187H192V190L191 191H189L190 192V196H189V200L187 201H185L186 203H180V205H179V208L178 209H176L175 211H173V207H171L170 209H171V211L169 210H166V211H168V213H166V214H168V217H169V219H170V221L169 220H167V222H169L168 224H170L171 223V225H174L175 223H176V225L175 226H177V225H179V226H181L182 225V227H183V230H184V228H186L185 230L187 231V233H186V231L185 232H182L180 235L178 234V233H176L174 230H173V228H172V232L174 233V235L172 234V232H171V228L169 229L168 228V226L167 225H160V228H161V226H163V227H165V226H167L166 228H168V230H170V231H168V230H166V229H164L165 231H167L166 233H165V231L164 230H160L161 232H160V234L158 233L159 232V230H156V233L154 232V234L152 235V237L154 238L155 236H156V238H154L155 239V241H153L152 239H151V241H150V243H154L153 245H152V250H151V244H150V246H148V250H149V254H146V250H144V248H143V251L141 252V250H142V247L141 246H143L144 244H143V242H144V238H142V237H136V238H134L133 240H136V241H138V244L137 243H135V244H137V246H138V248H139V250H140V252H141V255H142V260L144 259V257H146L147 258V260L146 261H148V263H146L144 260L142 261V262H140V257H141V255H140V257L138 256V253H139V250H138V248L137 247H133L134 249H136L137 248V250L136 251H138V253L137 254H135L134 252H131V253H134V254H131L132 255V258L133 257H135V259H133L134 260V262H133V260H132V263L131 264H136V261H137V259H138V262H137V264L139 263V264H152V257L153 258H156V261H157V264H175V262L177 261V263L176 264H181V263H183V264H188V262H190L189 264H201L200 262L202 261V264H216V262H217V264H220V262H221V264H251V261L253 260L254 261V263H253V261H252V264H264V243H261V241H263V240H259L258 242H257V239H256V233H255V230L253 231V233H248L247 231V233L246 232H244V234H243V231H242V234L241 235H243L242 237H239V238H235L236 236H237V234H235V233H233V230L234 229H238V228H235L236 226V224H237V227H242L243 226V223L242 222H244V224L245 225H247V226H245L244 225V227H246V229L248 230V229H250L251 227H253V226H251V225H254L255 226V223H256V217L258 216V212L255 210V208H254V204H253V200H252V198H250V200H249V198L247 197V198H244L241 202L244 204V206H243V204H242V206H243V211H244V213H246V215H247V218H246V215H244V218H242V219H240V220H242V221H240L239 219H235V217H234V219H232V216H233V214L231 213V217H230V215L228 214L227 215V219L229 220V218L230 219H232V221L234 222V225L233 224H231L232 222L229 220H227L226 221V219H224L223 217H225L226 218V216L224 215V216H220L218 219L220 220V222H219V220H216L215 222L214 221H212L211 223H213L214 225H212V226H214L213 228L215 229H211L212 231H209L210 232V234H211V236L210 235H208V230H207V232L208 233H206V235L207 236H205L206 238L205 239H203L202 241H201V239H198V233H200V230H202V229H200L199 230V228H202L203 226L201 225V224H203L204 222L206 223V220H205V212L207 211V207H209L208 206V204L206 205L205 203H210L212 200H213V196H215L216 194V199L214 198V200H218V199H224V201H223V199L222 200H218L221 204H219V205H221L222 207H225V208H227L228 207V209L231 211V208H229V206H228V202H229V204H230V201H227L225 198H226V195L227 194H225L227 191L229 192L230 191V193L229 194H231L232 195V193H233V195L234 194H236V192L234 191V188H236V183H234V185H233V181H235L236 182V179H235V177H233V176H224L223 175V177H221L220 179H219V181L222 179L223 180V178H224V182H220L219 183V181L217 182V183H219V187H218V189H220L221 190V188H222V190L223 191H220V192H222V193H219V191H218V189H216L214 186H213V184H212V181H210V180H207L208 178L206 177L208 174H207V172H205L204 173ZM207 174V175H206ZM253 174H256V175H253ZM259 174H262V175H260L259 176ZM5 175H7L6 177L7 178H5ZM27 175H28V177H27ZM34 175V176H33ZM50 175V176H49ZM54 175V176H53ZM116 175V176H115ZM162 175H163V177H162ZM253 175V176H252ZM3 176V177H2ZM15 177V179H14V177ZM35 176H36V179H35ZM96 176V177H95ZM122 176L124 177L123 179H125V180H123L122 179ZM130 176V177H129ZM21 177V178H20ZM24 177V178H23ZM33 179H32V178ZM73 178V179H70V178ZM98 177H100V178H98ZM111 177V178H110ZM127 179H126V178ZM205 177V178H204ZM226 177H228L229 178V180L230 179H235V180H231L230 182H232V183H230V182H228L229 180L227 179L226 180ZM262 177V178H261ZM18 180H17V179ZM27 178H29V179H27ZM45 178V179H44ZM62 178V179H61ZM78 178V179H77ZM95 178H97V179H94ZM207 178V179H206ZM11 179V180H10ZM14 179V180H13ZM38 179V180H37ZM84 179V180H83ZM197 179V180H196ZM200 179H201V181H200ZM256 179H257V181L259 182V183H256L257 181H256ZM262 179V180H261ZM58 180V181H57ZM79 181V182H77V181ZM109 180L111 181V182H109ZM161 180L159 181V182H157V181H155L156 183H157V185L154 183V186L156 187H158V186H160V184H162V182H161ZM252 180V181H251ZM14 181V182H13ZM24 181V182H23ZM28 181V182H27ZM37 181V182H36ZM8 182H10L9 184H8ZM12 182V183H11ZM32 182V183H31ZM42 182V183H41ZM44 182V183H43ZM72 182L74 183V184H72ZM84 182V183H83ZM188 184H186V183ZM196 182V183H195ZM202 182V183H201ZM210 182V183H209ZM250 182V183H249ZM4 183V184H3ZM13 183H15V184H17V185H15V184H13ZM31 183V184H30ZM80 184V186H79V184ZM83 183V184H82ZM109 183H111V185H109ZM200 183V184H199ZM226 184V186H225V188L227 187L229 190H227L226 189V191L224 190V187H222L224 184ZM238 183V182H237ZM252 183V184H251ZM4 186H3V185ZM11 184H13V185H11ZM26 184V185H25ZM39 184V185H38ZM104 184V186H102ZM186 184V185H185ZM221 184H223V185H221ZM232 186H231V185ZM8 185V186H7ZM32 185H34V186H32ZM64 185H66V186H64ZM75 185H76V187H75ZM220 185H221V188H220ZM249 185V186H248ZM251 185H254V186H251ZM2 186V187H1ZM25 186V187H24ZM32 186V187H31ZM100 186V187H99ZM200 186H202V188L200 189ZM235 186V187H234ZM34 187V188H33ZM88 189H87V188ZM125 187V186H124ZM194 187V188H193ZM204 187V188H203ZM234 187V188H233ZM237 187H238V185H237ZM249 187H250V189H251V191L249 190ZM251 187H253V188H251ZM18 188L20 189V190H18ZM24 188V189H23ZM29 188H30V190H29ZM62 188H64L63 190H62ZM66 188V189H65ZM76 188H78V189H76ZM81 188V189H80ZM84 188V189H83ZM116 188V189H115ZM213 188V189H212ZM216 189V191H215V189ZM14 189V190H13ZM34 191H33V190ZM37 189V190H36ZM90 189V190H89ZM98 189V190H97ZM122 189V188H121ZM189 189V190H190ZM194 189V190H193ZM253 189L255 190V191H253ZM23 190V193L21 194V192L20 191H22ZM51 190V191H50ZM66 190H67V193H66ZM80 190V191H79ZM83 190V191H82ZM118 190V191H119ZM206 190V191H205ZM215 191L214 193H212L213 191ZM26 191V192H25ZM29 191V192H28ZM33 191V192H32ZM36 191H38V192H36ZM60 191V192H59ZM202 191V192H201ZM207 191H209L210 192V194L212 195V197L210 196V198H207V199H209V200H211L210 202H209V200H207L208 202H205V197H204V194H205V192H207ZM224 191H225V193H224ZM261 191V192H260ZM1 192H0V194H1ZM20 192V194H18ZM30 193L31 194V196H30V194H28V193ZM42 192V193H41ZM44 192V193H43ZM95 192H94V194H95ZM102 192H101V195H102ZM260 192V193H259ZM36 193V194H35ZM70 193V196H69V199H66V197L68 198V194ZM91 193V194H90ZM200 193H203V194H200ZM219 193V194H218ZM223 193H224V195H225V198H224V195H223ZM3 194V193H2ZM7 194V197H8V193H6ZM24 194H27V195H24ZM47 194V195H46ZM61 194V195H60ZM64 194H66V196H64ZM263 194V196H264V193H262ZM19 195H21V196H19ZM29 195V196H28ZM43 195V196H42ZM63 195V196H62ZM76 195H78V196H76ZM84 195V196H83ZM105 195V194H104ZM104 195H102L100 198H99V200L97 199L98 197H96L95 199H97L96 201L98 202V201H102V206L99 208V209H97V211H96V214H97V218L95 217V220L97 219V222L95 221H93V225H91L92 227H90V229L89 230H87L88 231V233L91 231L94 235L98 232V226H99V222L101 221V223L102 222H104V221H106L107 219H109V205L111 204L110 203V201H112V199H110L109 197H107V199L105 198V196ZM231 195H227V196H231ZM16 196H18L17 198H16ZM27 196V197H26ZM35 196V197H34ZM39 196V197H38ZM60 197L61 199L59 200V198L58 197ZM72 196H74V197H72ZM86 196V197H85ZM91 196H93V195H91ZM95 196H97V194L95 195ZM115 196V195H114ZM119 196H121L120 194H116V196H115V198H116V200L119 198ZM191 196H193V197H191ZM217 196H219V198L217 197ZM23 198V199H25V200H23V199H21V198ZM40 198V199H38V198ZM85 197V198H84ZM110 197H112V196H110ZM233 197V196H232ZM236 197V196H235ZM20 198V199H19ZM29 198H31L30 199V201H29ZM33 198H35V199H33ZM72 198H74V199H76L77 198V201H75V200H73ZM86 198H87V200H86ZM92 198V197H91ZM102 198H103V200H102ZM113 198V200H115V198L114 197H112ZM261 198H263L264 199V197H261ZM10 199L12 200L11 202H10ZM14 199L16 200V201H14ZM63 199V200H62ZM66 199V200H65ZM71 199H72V201L75 203L76 202V204L77 205H79V206H77V205H74V203L71 201ZM83 199V200H82ZM85 199V200H84ZM93 199H94V196H93ZM95 199L92 201V202H94L95 201ZM104 199H106V203H110V204H108V206H106L107 204H104L105 203V200ZM187 199H188V197H187ZM229 199V198H228ZM231 199V198H230ZM234 199V198H233ZM263 199H261V200H263ZM21 200H23V201H21ZM31 200H33V202H31ZM35 200V201H34ZM38 200V201H37ZM78 200H80V201H78ZM81 200H82V202L84 201H87L88 202V204H86L87 202H85V203H81L82 205H80V202H81ZM110 200V201H109ZM115 200V201H116ZM196 200H198V201H196ZM232 200V199H231ZM235 200H237V199H235ZM26 201H28V202H26ZM39 201H40V203H39ZM64 201H66V202H64ZM195 201V202H194ZM221 201H223L224 203H226L227 205V207L223 204V202H221ZM227 201V202H226ZM234 201V200H233ZM249 201V202H248ZM19 202V203H18ZM31 202V203H30ZM42 202V203H41ZM49 202V203H48ZM97 202H95V203H97ZM197 202V203H196ZM214 204L216 203V205H217V201L216 202H214V201H212ZM11 203H13V204H11ZM15 203H16V205H15ZM22 203H26V204H22ZM30 203V204H29ZM33 203V204H32ZM46 205H45V204ZM79 203V204H78ZM91 203V202H90ZM95 203H93V204H90V205H92V206H94V204ZM112 203H114V202H112ZM188 203V204H187ZM213 203H210V206L212 207L213 205ZM235 201L234 202H231V206H233V210H234V206H235ZM247 203H248V205H247ZM249 203H250V205H249ZM37 204H38V207H37ZM48 204V205H47ZM65 204V205H64ZM185 204H187V205H185ZM238 203L236 202V205H237ZM7 205V206H6ZM9 205H11V206H9ZM13 205H14V207L17 209H15L14 207H13ZM21 205V206H20ZM29 205H31L32 207H34L33 205H35V207H36V209H34V208H31V206H29ZM41 205V206H40ZM199 207H198V206ZM206 207V210H205V207ZM248 207H247V206ZM19 206V207H18ZM74 206V207H73ZM178 206V205H177ZM10 207V208H9ZM24 207V208H23ZM29 209H28V208ZM45 207V208H44ZM62 207H64V208H62ZM68 207V208H67ZM75 207H77V209L75 208ZM81 207V208H80ZM86 207V206H85ZM111 207H112V205H111ZM211 207H209V208H211ZM245 207H247V208H245ZM2 208L0 209V211H2ZM19 208V209H18ZM42 208V209H41ZM50 208H51V210H50ZM65 208L67 209V210H65ZM79 208V209H78ZM252 208V209H251ZM26 209V210H25ZM32 209V213L30 212V210ZM96 209V208H95ZM174 209H175V207H174ZM251 209V210H250ZM20 210V211H19ZM29 210V211H28ZM34 210V211H33ZM45 210V211H44ZM47 210V211H46ZM49 210H50V212H49ZM63 210L64 211H66V212H63ZM179 210H181V212H178V214H176L177 213V211H179ZM232 210V211H233ZM254 210H255V212H254ZM24 211H25V213L27 212V216H24L23 214H25L24 213ZM39 211V212H38ZM43 211H44V213H43ZM69 211V210H68ZM124 211V210H123ZM128 213H126V212H124V214L125 215H127V216H129L131 213H129V211L128 210H126ZM204 211V212H203ZM247 211H249L248 212V214H247ZM251 211V212H250ZM28 212H30V213H28ZM46 212V213H45ZM48 212V213H47ZM52 212V213H51ZM97 212H100L99 213V215H98V213ZM172 212H173V215H172ZM185 212V213H184ZM196 212H198L197 214H196ZM201 212V213H200ZM254 212V213H253ZM15 213H17V214H15ZM18 213H19V215H18ZM40 213V214H39ZM58 213V215H56ZM63 213V214H62ZM156 213V212H155ZM207 213V212H206ZM251 213H252V215H251ZM256 213V214H255ZM14 214V215H13ZM21 214V215H20ZM36 214H39V215H36ZM48 215V216H46V215ZM63 216H62V215ZM67 214V213H66ZM65 214V215H66ZM70 214V213H69ZM73 214H70L69 215V217H71ZM82 214H84V213H81V215ZM175 214H176V216H175ZM183 214V215H182ZM11 215H13L12 217H11ZM23 215V216H22ZM42 215V216H41ZM44 215V216H43ZM80 215V216H81ZM197 215H199V216H197ZM21 216V218H19ZM35 216H38L40 219H42V221L41 222H38V221H40V220H38L39 218L37 217V219H36V217ZM108 216V217H107ZM181 216H182V218H181ZM185 216V217H184ZM253 216V217H252ZM24 219H23V218ZM25 217L27 218V219H25ZM43 217H46V220H48V221H46L45 220V218H43ZM63 217V218H62ZM74 217V216H73ZM107 217V218H106ZM158 218V213H156V215H154V217H153V215H152V217H151V214H150V216L148 215L147 216V218H145L146 220H144L145 222H146V224H145V227H147V228H149V224L151 225L152 224V222L154 221V218ZM181 218V219H183V222H182V220H180L179 218ZM184 217V218H183ZM14 220H13V219ZM72 218V217H71ZM76 218V217H75ZM78 218V217H77ZM160 218V217H159ZM5 219H7V218H5ZM9 219V218H8ZM19 219H20V221H19ZM23 219V222H25L26 220H27V222H30L31 224L32 223H34V225H35V221H37V223L39 224L40 223V226L39 225H36L37 226V228L36 227H34V228H36L35 230H37L36 232H35V230L33 231V229H32V231L31 232H35L36 233V235H34L33 233H31L30 235L28 234V233H30V232H27L22 226V220ZM66 219H64V220H66ZM175 221H174V220ZM247 219V220H246ZM250 219H253V220H250ZM13 220V221H12ZM18 220V221H17ZM25 220V221H24ZM32 220V221H31ZM43 220H44V222H43ZM158 220H160V222H162L161 221V219H158ZM7 221H9V220H7ZM7 221H6V223H7ZM15 221V222H14ZM63 221V222H62ZM181 221V222H180ZM185 221V222H184ZM246 221V222H245ZM251 221H252V224H251ZM14 222V223H13ZM18 222V223H17ZM20 222H22L21 224H20ZM45 222H46V224H45ZM151 222V223H150ZM231 222V223H230ZM239 222V223H238ZM249 222V223H248ZM20 224L21 225V227L19 226V229L18 230H16L15 231V228H17L16 227V225L17 224ZM36 223V224H37ZM51 223H52V225H51ZM96 223H97V225H96ZM144 223V222H143ZM157 223V222H156ZM163 223H164V221H163ZM190 223V224H189ZM193 223V224H192ZM201 223V224H200ZM220 223V224H219ZM225 223H230V224H227V228L226 229H228L229 228V226L228 225H230L231 226V228H232V225L234 226L233 228L234 229H232L231 230V228H229L228 230H229V232H232L231 234L232 235H236L235 237H232V235H230L229 237H228V239L229 240H227V241H225L224 239H226L227 238V233H225L226 231H225V227H223V225ZM240 223H242V226L240 225ZM254 223V224H253ZM8 224V223H7ZM14 224H16L15 225V228H14ZM43 224V225H42ZM47 224H48V226H47ZM125 224H127V222L125 223ZM124 224V225H125ZM158 224V223H157ZM160 224V223H159ZM167 224V223H166ZM198 224V225H197ZM200 224V225H199ZM12 225H13V227H12ZM33 225V226H34ZM56 225H57V228H56ZM170 225V226H171ZM196 227H195V226ZM219 225V226H218ZM226 225V224H225ZM224 225V226H225ZM39 226V227H38ZM42 226H45V228L44 227H42ZM51 226V227H50ZM52 226H54V228L52 227ZM178 226V227H179ZM191 226V227H190ZM197 226H198V229H197ZM202 226V227H201ZM48 227H49V229H48ZM96 227V228H95ZM162 227V228H163ZM174 227V226H173ZM7 228V229H6ZM11 228H14V231L15 232H11L10 230H12ZM21 228V229H20ZM33 228V227H32ZM39 228V229H38ZM96 231L97 229V232H94V230ZM124 228H128V226L126 225ZM159 228V229H160ZM190 228V229H189ZM211 228V227H210ZM224 228V229H223ZM24 229V232H22L21 230H23ZM52 229H54L55 231H53ZM157 229H158V227H157ZM174 229H176V228H174ZM195 229H197L198 230V232H197V230H195ZM19 230L21 231V232H19ZM49 230H51V231H49ZM86 230H84V232L83 233H86ZM223 230V231H222ZM227 230V231H228ZM13 231V230H12ZM43 232V234H41L42 232ZM137 231H139V229L137 230ZM137 231L135 232V233H137ZM158 231V232H157ZM163 231H164V233H163ZM195 231H196V234H195ZM203 231V230H202ZM18 232V233H17ZM40 232V233H39ZM49 232V233H48ZM90 232V233H91ZM204 232H206V230L204 231ZM216 232V233H215ZM224 232V234H226L227 236H226V238H225V236H224V234H223V236H222V233ZM234 232H236V230H234ZM9 233H10V235H9ZM20 233H22V236H21V234ZM24 233V234H23ZM26 233V234H25ZM38 233V234H37ZM45 233H47L48 234V236H47V234H45ZM56 235H55V234ZM83 233H82V235H83ZM90 234V235H88L87 233L85 234V236H84V238H81V239H87V235L88 236H93V234ZM171 233V234H170ZM236 233H238V232H236ZM239 233H241V232H239ZM238 233V234H239ZM4 234H5V236H4ZM54 234V236H52ZM132 234V233H131ZM134 234V233H133ZM156 234V235H155ZM170 234V235H169ZM177 235V238H178V242H177V238L175 237L176 235ZM184 234H188L187 236L189 237L190 235V239L188 238V237H186V236H184ZM190 234V235H189ZM201 234V233H200ZM246 234V235H245ZM250 234H251V236H253L251 239L252 240H254V239H256V240H254L253 241V243H252V240L251 239H249L248 237L250 236ZM252 234H254V235H252ZM8 235V236H7ZM31 235H34V237L32 238L31 237ZM42 237H41V236ZM51 235V236H50ZM79 236V237H83V236ZM135 235V234H134ZM134 235H132V237H131V239L133 238V236ZM158 235H162L161 237L163 238V239H165L164 237L166 236L167 238L165 239V240H163L162 241V238L161 239H159L160 238V236H158ZM165 235V236H164ZM173 235V236H172ZM215 235H217V236H215ZM240 235V236H241ZM6 236L9 238H7L8 240H6ZM44 236V237H43ZM47 238H46V237ZM50 236V237H49ZM184 236V237H183ZM245 236H247L246 238H245ZM255 236V237H254ZM20 238V240H21V243L19 242V248H17L18 246H14V247H16V250H18L19 251V254L16 256V254H17V251L14 249V248H12V245L13 244H15V242H16V244L18 243V241H19V238ZM24 237H26L25 239H23ZM29 237H30V239H31V241H30V239H29ZM55 240H53V241H51L52 240V238ZM86 237V238H85ZM130 237V236H129ZM157 237H159V238H157ZM172 237H174V238H172ZM180 237H181V239H182V241H181V239H180ZM183 237V238H182ZM210 237H211V239H210ZM39 238H40V241H39ZM51 238V239H50ZM58 238V237H57ZM141 238L143 239V240H141ZM172 238V239H171ZM232 238H234L233 240H235L234 241V243H233V240H232ZM240 238H242V239H240ZM13 240V241H11V240ZM18 239V240H17ZM43 239H45V240H43ZM60 239V238H59ZM169 239V240H168ZM189 239V240H188ZM207 239V240H206ZM29 240V241H28ZM47 240V241H46ZM89 240V239H88ZM166 240L168 241V242H166ZM171 240V241H170ZM194 242H193V241ZM199 240V241H198ZM205 240V241H204ZM223 240H224V242H227V244L228 243H230V245L228 244L227 245V247H226V243H223ZM238 240V241H237ZM15 241V242H14ZM26 241H28V242H26ZM135 241V242H136ZM141 241V242H140ZM146 241V240H145ZM158 241V242H157ZM172 241L174 242V243H172ZM201 241V242H200ZM215 241V243H213ZM219 241V242H218ZM12 242V243H11ZM38 242H40V244H38ZM180 242V244H178ZM200 242V243H199ZM210 242V243H209ZM238 242V243H237ZM30 243V244H29ZM143 245H142V244ZM204 243V244H203ZM218 243H220V245L221 244H223V245H219ZM237 245H236V244ZM252 244V246L254 245V247H252L251 246V244ZM15 244V245H16ZM27 244H29L28 246L29 247H27ZM52 245L51 247H50V245ZM141 246H140V245ZM182 244V245H181ZM185 244H187V245H185ZM213 246H212V245ZM26 245V246H25ZM30 245L32 246V247H30ZM42 245V246H41ZM47 245H48V247H47ZM163 245H168V246H163ZM170 245V246H169ZM174 245L176 246V247H174ZM184 245V246H183ZM194 247H193V246ZM200 245V246H199ZM218 245V246H217ZM236 245V246H235ZM33 246H34V248H33ZM38 246H41L40 248L38 247ZM186 246V247H185ZM189 246V247H188ZM212 246V247H211ZM231 246V247H230ZM250 246H251V248H250ZM38 247V248H37ZM43 247V248H42ZM149 247H150V249H149ZM174 247V248H173ZM219 249H218V248ZM258 247V248H257ZM259 247L262 249V251L259 249ZM47 248H49V249H47ZM162 248V249H161ZM164 248H165V250L167 251V252H169V254L166 252L165 253V255H164ZM223 248V249H222ZM225 248V249H224ZM257 248V249H256ZM38 249H40L39 251H38ZM45 249V250H44ZM67 248H65V251L66 252H69V248L66 250ZM134 249H132L133 251H134ZM173 249V250H172ZM182 249V250H181ZM188 249V250H187ZM213 249H215V252H214V250ZM151 250V251H150ZM164 250V251H163ZM170 250H171V253H170ZM191 250V251H190ZM220 250V251H219ZM223 250H224V252H223ZM229 252H228V251ZM247 250V251H246ZM16 251V252H15ZM49 251H47V252H49ZM187 251V252H186ZM216 251H219L217 254H216ZM227 251V252H226ZM255 251H257V252H255ZM6 252V253H5ZM10 252H14V256H15V261L13 260V258H12V256H13V254H12V256L11 257H8L7 256V253H8V255H9V253ZM23 252V251H22ZM43 252H42V255H43ZM46 252V253H47ZM66 252H63L62 254V256L61 257H59V260H58V262L60 263L61 262V260L64 258V257H66ZM152 252H153V255H152ZM155 252H158L157 254L155 253ZM161 252V253H160ZM175 252V254L173 255V253ZM252 252H253V255H252ZM5 253V254H4ZM34 253H32L33 254V258L35 259V258H37L36 256H35V254ZM65 253V254H64ZM147 253H148V251H147ZM186 253H187V255H190V256H187L186 255ZM188 253H190V254H188ZM193 253H194V255H193ZM220 253V254H219ZM227 253V254H226ZM245 253H247L246 255H245ZM11 254V253H10ZM22 254H24V252L22 253ZM21 254V255H22ZM40 254H41V252H40ZM39 254V257H42V255H40ZM86 256L87 255H91V251H90V249L89 250H87L86 251ZM143 254H144V256H143ZM150 254L152 255V257H150ZM160 254V255H159ZM177 254V255H176ZM183 256H182V255ZM207 254V255H206ZM258 254H262L261 256L260 255H258ZM3 255L5 256H7V257H3ZM21 255H19L20 257H22ZM31 255V256H30ZM135 255V256H134ZM147 255V256H146ZM156 255H158V256H156ZM169 255V256H168ZM218 255H219V257L221 258V259H218L217 257H218ZM225 255V256H224ZM235 255V256H234ZM35 256V257H34ZM64 256V257H63ZM136 256H137V258H136ZM165 256L167 257V258H165ZM179 256V257H178ZM187 256V257H186ZM205 256V257H204ZM227 256V257H226ZM88 257V256H87ZM149 257V258H148ZM159 259H158V258ZM188 257H190L189 259H188ZM232 257V258H231ZM243 257V258H242ZM2 258V259H1ZM12 258V259H11ZM168 258H170V259H168ZM182 258V259H181ZM187 260H186V259ZM192 258V259H191ZM209 258V259H208ZM211 258V259H210ZM213 258H215L214 260H213ZM225 258V259H224ZM11 259V260H10ZM30 259H29V261H30ZM85 259V258H84ZM149 259H151V262H150V260ZM173 259L175 260V261H173ZM229 259V260H228ZM160 260H161V262H160ZM164 260V261H163ZM170 260V261H169ZM181 260H183V261H185V262H181ZM188 260H190V261H188ZM201 260V261H200ZM221 260V261H220ZM15 262L14 264H19V262ZM29 261H28V259H27V262L29 263ZM188 261V262H187ZM209 261H210V263H209ZM218 261H220V262H218ZM11 262V263H10ZM13 262V263H12ZM150 262V263H149ZM212 262V263H211ZM21 263V262H20ZM57 263V262H56ZM153 264H155V259H154V262H153Z\"/></svg>", "mask_w": 264, "mask_h": 264}, {"label": "bare ground", "instance_id": "bare-ground-1", "mask_svg": "<svg viewBox=\"0 0 264 264\" xmlns=\"http://www.w3.org/2000/svg\"><path fill=\"white\" fill-rule=\"evenodd\" d=\"M5 1V0H4ZM14 1V0H13ZM18 1V0H17ZM22 0H19L18 2H20V4H23V5H21V7L22 6H24V8L22 9L23 11L24 10H26L27 9V11H29V12H27L28 14L30 13H32V14H36L37 15V17H33V15L31 14V16L30 17H32V18H28V20H30V19H34V23H33V21L31 20V22H32V24H33V26L35 25V26H37V24H39V23H42V25L40 24V27H43V26H45L46 25V21H42L41 19H42V17H40L41 15H39L38 14V12H40V11H37V5H35V2H34V0H25V1H22ZM44 1V0H43ZM42 1V2H43ZM49 1V0H48ZM47 1V2H48ZM71 1V0H70ZM79 1V0H78ZM95 1V4H96V6H95V12H97L98 14H102V20L101 21H103V19H107V18H104L103 17V15H105L106 17H108L110 14H111V12H110V14L108 13L109 11L106 9L108 6H106L105 5V7H103V5H102V7L104 8V9H106L105 11L106 12H104L103 13V9L101 8V9H99L100 10V12H98L99 10H98V0H94ZM100 1V0H99ZM109 1V0H108ZM116 1V5H118L119 3H117L118 1H120V0H115ZM123 1V3L126 1H124V0H122ZM121 1V2H122ZM168 1L169 0H132V2H135V5L136 6H131V8H133V7H135L134 9H136V7H137V12L138 13H136V16H140V19H139V17H138V19H137V17H135V19H134V15H133V19L132 20H139V22H140V24H142V27H141V25L139 24V23H137L136 21V23L142 28V30H140V31H143V35L145 36V34L147 35V38L148 37H150V38H152V35H154V33H156L155 34V36H153V38H156V39H158V40H156L155 42V47L153 46V52L152 53H155L156 54V57H155V59H154V57H153V59L151 58V56L150 55H147L146 56V53H144V47L142 48V47H140V45H142L143 43H141L140 42V44H139V46H137V48L138 47H140V48H142V50L140 49L139 51V53H137L138 55H140V53L143 51V53L145 54V56H143L144 54L143 53H141L142 54V59H143V61H144V63H142V64H139V62L140 61H138L139 59L138 58H136V55H135V52L134 51H136V50H138V49H134V47L132 48L131 47V45H130V47L132 48V53L133 54H130V55H135V56H128L127 57V59H125L124 58V61L125 62H123L122 61V63H120V65H118L117 64V67L116 66H114V65H112V66H110V65H106V67H104L105 69H103L102 71H101V74H100V82H99V86L101 85V86H105L106 84H108L109 86H110V84L111 83H115L116 84V80L118 79V75H113L114 73H119V72H114L113 73V71H116V68H117V70L119 69V71L121 72L120 74H121V78H123L122 80L125 82V80H127V81H131L132 82V80L134 81V79H137V78H140L141 76L143 77L145 74H139V72L141 71V70H144V71H148V65H147V63H148V61H150V60H159V61H161L164 57V60H162L161 62L162 63H165L166 65H169L170 64V57H169V55L168 56H164L163 58H162V56H160L162 53H164V52H166V51H170L173 47H175V46H173V47H171V45H174L175 43H176V41H175V43H174V40L176 39V40H178L177 42H179V40H182V38L180 39V37H184V34L185 35H188V33H190V31L193 33V35L195 36H193V37H191V34H190V36L187 38V36H185V38H183V39H186L185 41H187V40H191V38H192V41L190 42V40H189V42H190V44H188L189 42L187 41V42H185L184 43V45H182L181 47H180V45H178L179 47H175V51L176 52H178V51H180V49L182 48V47H184L185 49H181L182 50V52H183V50H186L187 51V56L185 57L186 58V61H187V64H188V66L191 68V67H193V66H199V65H196V64H202V63H200L201 61L202 62H206V55L208 54V52L207 51H205V52H207L206 54H205V52H204V54H203V52L201 53V52H198V50L199 51H203L202 49H206V47H207V49L209 48V56H208V58H210L211 59V61H213L214 60V62L217 60V59H220V58H223V56H225V55H232V54H230V53H233L234 51L235 52H238V51H244V50H246V49H244V48H249V46H253V45H256L257 46V44L259 45V46H261L260 44H264V30L262 29V27H263V25H264V13H258V15L256 16L255 15V5H256V2H257V0H253V2H255V5H253L249 0H240V1H238V2H240L241 4H239L240 6H238L237 4V0H217L218 2H220L219 4H221L219 7H217L218 8V12H219V10H220V14L219 13H215L214 14V11H215V9H217V8H215V6L214 5H212V4H216L217 2L216 1H213V0H186L185 1V5H184V1L183 0H179L180 1V3L182 2L183 4H182V8L180 9V5L178 6L179 8H177V6H176V8L177 9H180L181 11H179V10H177V11H179L180 13L179 14H181V15H178V14H176L175 12V14L176 15H174V13L172 14V16L173 17H171V15H169L168 14V11H169V13H171L172 12V10L170 9L174 4L172 3V1H169V3H168ZM205 1V2H204ZM18 2H16V3H18ZM44 2H46V1H44ZM41 3L40 2V4H42L43 6H45L46 5V3ZM55 2V1H54ZM59 2V3H58ZM58 4H59V7L57 8L58 10L57 11H60V13H61V10H59V8L60 9H62V8H66L67 9V7L65 6L64 7V5L62 6V4H64L63 2L61 3V5H60V0H58ZM72 2V1H71ZM71 2H69V5H70V3ZM75 2H76V0H75ZM75 2L73 1V3H74V6H75V8L77 7V4H81L82 2H83V0H82V2L81 3H78V2H76V4H75ZM80 2V1H79ZM101 3H102V0L100 1ZM110 2V1H109ZM108 2V3H109ZM128 2V1H127ZM131 2V0H130V3H132ZM177 2V1H176ZM202 2H204L205 4H206V2H207V4L205 5V4H203ZM214 2H216V3H214ZM263 2H264V0H263ZM15 3V2H14ZM13 3V4H14ZM50 4H51V2H49ZM53 3V2H52ZM86 2H84V4H85ZM129 3V2H128ZM137 3V4H136ZM172 3V4H171ZM179 3V2H178ZM258 3V2H257ZM27 6L26 7V9H25V5ZM37 4V3H36ZM56 4V3H55ZM68 4V3H67ZM67 4H65V5H67ZM72 4V3H71ZM100 4V3H99ZM105 4H107V3H105ZM109 4H113L114 5V3H113V1L111 0V3H109ZM124 4H126V2L124 3ZM263 4V3H262ZM15 5V4H14ZM18 5V4H17ZM69 5H68V7H69ZM73 5V4H72ZM72 5H71V7H72ZM89 5H90V2H89ZM129 5V4H128ZM166 5V6H165ZM167 5H168V7H167ZM202 5H204V7L202 6ZM210 6V5H212V7H210V8H207V6ZM258 5H259V3H258ZM264 5V4H263ZM19 6V5H18ZM57 6V5H56ZM61 6V7H60ZM101 6V5H100ZM126 6V5H125ZM124 6V7H125ZM130 6V5H129ZM163 6V7H162ZM171 6V7H170ZM206 6V7H205ZM214 6V7H213ZM260 6H261V1H260ZM40 7V6H39ZM71 7H69V10H71L70 8ZM112 5L110 6L109 5V9H111L112 10ZM116 7V6H115ZM127 7V6H126ZM165 7V9H163ZM170 7V8H169ZM206 8V9H208V11L206 10L205 11V13H204V10H203V8ZM53 8H54V6H53ZM74 8V7H73ZM78 8H80V7H77V9ZM83 8V7H82ZM81 8V9H82ZM162 8V9H161ZM175 8V7H174ZM39 9V8H38ZM44 9V8H43ZM84 9V8H83ZM116 9V8H115ZM129 9H130V7H129ZM168 9H170V10H168ZM173 9V8H172ZM14 10V9H13ZM21 10V9H20ZM21 10V11H22ZM40 10V9H39ZM47 10V9H46ZM65 10V9H64ZM80 9H78L77 11H79ZM110 10V11H111ZM117 10V9H116ZM161 10H163V13H164V11H167V12H165L164 14L162 13V11ZM20 11V12H21ZM53 11V10H52ZM56 11V10H55ZM66 12L68 11V9L67 10H65ZM73 11V10H72ZM102 11V12H101ZM135 10H134V12H136ZM37 12V13H36ZM42 12H44V11H42ZM41 12V13H42ZM63 13L60 15V16H62L64 19H65V16L63 15L64 14V11H62ZM69 12V11H68ZM68 12L66 13V15L68 14ZM81 12H84V11H81ZM112 12H113V10H112ZM118 12H119V10H118ZM185 12H187V15H188V17L187 18H190V20H188V21H191V20H193V23H194V25H193V23L191 24V25H193V26H195V23L197 22V26H195L194 28H192L190 31H188L187 29V27L185 28V26H186V18L184 19V28L182 29L181 28V26H179V25H181V19H179L180 18V16H182V17H184L186 14H184ZM206 12H207V15H208V12H209V14H210V17H211V20H213V22H210L209 21V23H208V21L207 22H205L204 24H203V22H204V20L206 21L207 20V15H204V14H206ZM262 12V11H261ZM59 13V12H58ZM59 13V14H60ZM73 13V12H72ZM80 13V12H79ZM96 13V14H97ZM115 13H116V11L113 13V15H115ZM178 13V12H177ZM203 13V14H202ZM257 13V12H256ZM11 14V13H10ZM15 14H16V12H15ZM19 15H20V13H18ZM18 14H16V15H18ZM29 14V15H30ZM43 14V16L46 18V17H48V16H45L44 15V13H42ZM57 14V13H56ZM58 14V15H59ZM75 14V13H74ZM76 14H78V13H76ZM81 14V13H80ZM98 14H97V16H98ZM119 14V13H118ZM139 14V15H138ZM165 14H167V15H165ZM211 14H213V15H211ZM219 14V15H218ZM5 15V14H4ZM23 15L25 16V14L23 13ZM82 15V14H81ZM84 15H86V11H85V14ZM201 15L203 16V17H201ZM216 15H218V16H216ZM22 15H20V17H21ZM39 16V17H38ZM71 16H73V15H71ZM87 16H89V14L87 15ZM96 16V15H95ZM111 16V15H110ZM116 16V15H115ZM167 16L169 17V18H167ZM12 17V16H11ZM10 16H9V18H11ZM18 17V16H17ZM16 17V18H17ZM29 17V16H28ZM43 17V18H44ZM62 17H60V18H62ZM84 17V16H83ZM94 17V16H93ZM100 17V16H99ZM99 17H98V19H97V21H96V19H94V18H97V17H94V18H92V19H94L97 23V25L95 24V26L93 25L94 23H95V21L93 22V27H94V30H95V32L98 30V29H96L95 27H97L98 25H100V24H98V23H100V21H99ZM112 17V16H111ZM110 17V18H111ZM209 17V18H210ZM6 18V17H5ZM4 18V19H5ZM8 18V17H7ZM7 18H6V20L5 21H8L7 20ZM8 18V19H9ZM22 18V17H21ZM27 17H25L24 18V20L26 19ZM36 18L39 20V18H41L40 20H39V23H37L35 20H36ZM50 20L49 21H51V18L50 17H48ZM62 18V20H64ZM78 18H80V16L78 17ZM86 18H88V17H84L83 19L84 20H86ZM91 18V17H90ZM89 18V20H90V22L92 23V20ZM225 18H229L228 20H230V21H228V24L226 23L227 21H226V19ZM67 19H69V18H67L66 17V19L64 20V21H62V23H66V20ZM222 19H223V21L227 24H223L224 22H222L221 23V21H222ZM12 20V19H11ZM14 20V19H13ZM19 20L20 19H18V25H16V26H20L21 25V23L20 22H22V21H20L19 22ZM21 20H23V19H21ZM27 20V19H26ZM46 20V19H45ZM108 20H109V17H108ZM156 20H158L159 21V23H158V21H156ZM203 20V21H202ZM210 20V19H209ZM16 22V24H17V20H15ZM42 21V22H41ZM68 21V20H67ZM70 21V20H69ZM80 21V20H79ZM79 21H76V22H79ZM109 21H112L111 19L109 20ZM115 21V20H114ZM118 21V20H117ZM154 21H156L155 23H152V24H154V28H150V26H151V24L149 23V22H154ZM180 21V22H179ZM0 22H1V20H0ZM3 22V21H2ZM1 22V23H2ZM10 22V21H9ZM9 22L7 23L8 25H10V27H12L13 28V26H14V28H15V25H11L12 24V22L13 21H11L10 23L11 24H9ZM43 22H45V23H43ZM80 22H82V20L80 21ZM79 22V23H80ZM87 22H88V20H87ZM132 22H134V21H132ZM229 22H230V24H229ZM0 23V24H1ZM25 23V22H24ZM35 23H37V24H35ZM70 23V22H69ZM69 23H68V25H69ZM115 23V22H114ZM118 23H120V21L118 22ZM136 23L134 24V23H132V25L135 27V25H136ZM180 23V24H179ZM183 23H182V25H183ZM14 24V23H13ZM20 24V25H19ZM32 24H30L31 26H32ZM51 24V23H50ZM67 24V23H66ZM65 24V25H66ZM150 25V26H147V25ZM199 24V25H198ZM8 25H4L3 23L0 25V30L2 31V30H4L5 28H4V26H7V30H9L10 31V27L8 26ZM54 25H55V22H54ZM60 25H62V24H60ZM78 25H80V24H78ZM81 25H82V23H81ZM84 25H85V23H84ZM83 25V30H85L86 31V29H91L92 27H90V26H92L91 24L88 26V27H86L87 25H85L84 26ZM116 25H118V24H116ZM137 25V26H138ZM226 25V26H225ZM27 25L25 24V26L23 25V28L24 27H26ZM31 26H30V28H31ZM32 26V27H33ZM63 26V29L65 28V29H69V30H67V32H69V31H72V28L70 27V26H66V27H64V24L62 25ZM101 26V25H100ZM100 26H99V28H100ZM136 26V27H137ZM139 26H138V28H139ZM246 28H245V27ZM2 27H3V29H2ZM8 27H9V29H8ZM51 27V25H49V28ZM69 27V28H68ZM84 27H86L85 29H84ZM183 27V26H182ZM192 27V26H191ZM13 28V29H14ZM17 28V27H16ZM48 28V26H47V29H49ZM71 28V29H70ZM82 28V27H81ZM80 28V29H81ZM115 28V27H114ZM117 28V27H116ZM141 28H139V29H141ZM182 29V31H184V29L185 30H187V31H185V33L183 32L182 33V31H181V29ZM5 29V30H6ZM21 29V28H20ZM25 29V28H24ZM27 30H28V27L26 28ZM32 29V28H31ZM36 29V28H35ZM60 29V28H59ZM65 29L63 30V31H65ZM137 29V28H136ZM149 29L150 30H152L153 32H149ZM189 29H190V26H189ZM4 30V31H5ZM62 30V29H61ZM60 30V31H61ZM74 30V29H73ZM82 30V31H83ZM92 30V33H89L90 35H88L87 34V36L86 35H84L85 33H87L88 31H84L85 33L83 34L84 35V37H85V39L87 40V39H89L88 38V36L89 37H91L92 36V38H94V36H93V34L95 33H93V28L91 29ZM178 30L181 32L180 34H183V35H179L178 33ZM11 31H12V29H11ZM10 31V33H12ZM24 31V30H23ZM37 31V30H36ZM48 31V30H47ZM63 31H61V32H63ZM82 31H80V33L82 32ZM99 31V30H98ZM111 31V30H110ZM155 31H157V32H155ZM7 32V31H6ZM6 32H5V34H6ZM14 32H16V29H14ZM20 32H21V30H20ZM46 32V31H45ZM59 32V31H58ZM74 32H75V30H74ZM76 32H77V29H76ZM76 32H75V35H73L74 33L73 32H71L72 33V35L73 36H70V37H67L69 34L71 35V33H68L67 34V38L69 39V38H71V37H75L76 36ZM109 32V31H108ZM112 32V31H111ZM115 32V31H114ZM176 32H178V33H176ZM186 32H188L187 34H186ZM8 33V32H7ZM7 34V35H9L11 38L13 37L12 35H16V33H12V34ZM17 33H19V31H18V28H17ZM26 33H27V31H26ZM55 33V32H54ZM98 32H96L95 33V35L97 36L98 34H97ZM110 33V32H109ZM151 33H153V34H151ZM178 34V36L176 35V34ZM2 34V33H1ZM0 34V35H1ZM25 34V33H24ZM28 34V33H27ZM40 34H41V32H40ZM45 34V33H44ZM59 35H61V33H58ZM66 35V32L64 33H62V35L63 36H65ZM116 34V33H115ZM114 34V35H115ZM138 34V33H137ZM136 34V35H137ZM141 33H139L138 35H142ZM150 36H149V35ZM19 35H20V33H19ZM47 35V34H46ZM50 35V34H49ZM56 35V34H55ZM83 35H82V38H83ZM111 35V34H110ZM113 35V36H114ZM142 35V36H143ZM156 35H158V36H156ZM2 36H3V34H2ZM2 36H0V37H2ZM18 36V35H17ZM16 36V37H17ZM31 36V35H30ZM80 36H81V34H80ZM120 36V35H119ZM139 36V37H140ZM141 36V38L143 39L144 38V36L142 37ZM9 37V38H10ZM15 37V38H16ZM19 37V36H18ZM22 36H20V38H21ZM24 37V36H23ZM26 37V36H25ZM32 37V36H31ZM34 37V36H33ZM39 37H43V35L42 36H40L39 35ZM158 37V38H157ZM6 38H7V36H6ZM20 38H18V39H20ZM81 38V39H82ZM96 39H98V37H95ZM94 38V39H95ZM118 38V37H117ZM153 38L151 39V41L153 40ZM172 38H175V39H173L172 40ZM39 40H40V38H38ZM46 38H44V40H45ZM84 39V40H85ZM91 39V38H90ZM89 39V41H91ZM93 39V40H94ZM141 39V41L143 42V40ZM4 40V39H3ZM17 39H15L14 41H16ZM70 40V39H69ZM84 40L82 41L83 43H84ZM102 40V39H101ZM139 40V39H138ZM145 40V39H144ZM148 40V39H147ZM20 40H18L17 42H19ZM43 41V40H42ZM74 42L75 41V39H71V41L70 42ZM79 41V40H78ZM77 41V42H78ZM97 41V40H96ZM148 41H150V40H148ZM151 41L149 42L150 44H151ZM171 41H173V42H171ZM204 41H207V43H210V44H207V45H209V47L208 46H206L205 48H204V44H205V42ZM76 42V43H77ZM81 42V40L78 42L79 44H80V46L78 47V48H80L81 47V45L83 44ZM94 42H95V40H94ZM100 42V41H99ZM103 42H105V41H103ZM145 42V41H144ZM181 42V41H180ZM182 42H184V41H182ZM68 43V42H67ZM75 43V42H74ZM82 43V44H81ZM91 43V42H90ZM90 43H88V44H90ZM93 43V42H92ZM138 43V42H137ZM172 43H174V44H172ZM187 43V44H186ZM192 43V44H191ZM203 43V45H201ZM69 44V43H68ZM67 44V45H68ZM70 44H73V43H70ZM85 45H86V47L88 46V44H87V42H85L84 43ZM83 44V45H84ZM147 44V43H146ZM146 44H145V47H147L146 46ZM149 44V45H150ZM152 44H154V41L152 42ZM152 44L150 45V46H152ZM182 44V43H181ZM74 45V44H73ZM84 45V46H85ZM175 45H177V44H175ZM189 46V49H186V48H188L187 46ZM97 45H95L94 44V49H95V47H96ZM135 46V45H134ZM144 46V45H143ZM201 46H203L202 47V49H201ZM251 46V47H252ZM75 47H77V46H75ZM91 47V46H90ZM136 47V46H135ZM191 47V48H190ZM112 48H114V47H112ZM179 49L178 51L176 50V49ZM90 49H92V48H90ZM134 49V50H133ZM145 49H147V48H145ZM243 49V50H242ZM152 50V49H151ZM173 50V49H172ZM94 51V50H93ZM147 51H148V49H147ZM186 51L184 52L185 54H186ZM87 52V51H86ZM90 52V51H89ZM92 52V51H91ZM137 52V51H136ZM181 51H180V53H182ZM241 52V53H242ZM120 53V52H119ZM161 53V54H160ZM239 53V52H238ZM237 53V54H238ZM240 53V54H241ZM88 54V53H87ZM112 54H114V53H112ZM117 55H119L118 53H116ZM155 54H153L152 56H154ZM183 54V53H182ZM201 54H203V55H201ZM92 55V54H91ZM121 55V54H120ZM139 57V56H138ZM141 57V56H140ZM139 57V58H140ZM143 57H145V58H143ZM118 58V57H117ZM205 58V60L203 61V59ZM207 58V60L209 61L210 59H208ZM141 59V58H140ZM146 59H147V63H146ZM224 59V58H223ZM222 59V60H223ZM118 61L120 62L121 60H120V57H119V59H118ZM142 61V62H143ZM210 61V62H211ZM218 61V60H217ZM216 61V62H217ZM221 61V60H220ZM264 61V60H263ZM152 62V61H151ZM150 62V63H151ZM118 63V62H117ZM261 64V65H260ZM259 65H250V66H247V67H245V68H243V69H238L237 71L239 72H237L238 74L237 75H230V73H222V74H219V75H217L216 77H215V79L214 80H218V81H213L212 82V84H211V86H216V85H220L221 84V87L222 86H224V83L227 85V84H231V85H234L235 84V82H237V80H239V76H247V77H250L251 79H252V81H253V83L254 84H252L253 86L251 87L252 88V91L254 92V93H252L253 95L254 94H257L255 97H259L260 96V94H262V96H264L263 94H264V76H263V79H261L262 78V75H264V62L263 63H260ZM183 65V64H182ZM109 66V67H108ZM63 66H60V70L62 71V72H64L63 74L64 75H62V72H61V76H63V78L61 77V79H60V74H59V71H58V73L57 74H59V78L58 79H60V83L59 84H57V86H56V84H53V85H55V87L54 88H52V87H49V88H45L47 91H49V90H51V92H48V94L50 93H52L53 94V92H57V93H59V94H64V93H69V92H71L72 93V91L73 90H75L76 89V85H75V81L73 80V78H72V76H71V74L67 71V70H65L64 69V71L62 70L63 68H62ZM119 67V68H118ZM62 68V69H61ZM115 68V70H113ZM171 68L170 67H168V70H170ZM58 70H59V67H58ZM113 70V71H112ZM52 76V75H51ZM56 78H57V76H56ZM57 79V80H58ZM120 79V78H119ZM54 80V79H53ZM121 79H120V82L122 81ZM122 81V82H123ZM126 81V82H127ZM49 82V81H48ZM56 82V81H55ZM58 82V81H57ZM119 82V81H118ZM191 82V81H190ZM261 82H263V83H261ZM54 83V82H53ZM193 83L194 82H192V84H190V85H192L193 86ZM48 84V83H47ZM186 84H188V82L186 83L185 82V86H187ZM197 84V83H196ZM45 85H46V83H45ZM51 85V84H50ZM189 85V87H191ZM13 86H14V84H13ZM95 86H97L96 84H95ZM94 86V87H95ZM107 86V85H106ZM176 86V85H175ZM174 85H173V88L175 87ZM188 87V86H187ZM186 87V88H187ZM194 87V86H193ZM192 87V89H194ZM15 88V87H14ZM17 88V87H16ZM253 88L255 89V90H253ZM7 89V88H6ZM5 89V90H6ZM11 90H9L8 91V89H7V93H8V95H10V93H13V92H15V91H13L12 92V88H10ZM161 89H163V87L162 86H156V87H154V88H148V89H144V90H134V92H131V93H128V94H126V95H128V96H130V97H132V98H130V99H123L122 97L123 96H119V95H117V98H122L121 99V103L119 104V105H121V107L120 108H122V106L123 105H130V104H132V103H134V104H136L137 106L139 105V108H141L140 106V104H142L141 102H143V104L145 103V102H147V103H149V102H151V101H158V102H160V106L157 108V110H158V114H159V116L158 115H156V114H154L155 115V119L154 118H152V114H151V116L148 114V116H149V119L148 120H146V122H142V120H141V118L138 120L139 121V123L140 122H142V125L143 126H141V127H144V128H142V129H144L148 134L150 133V134H152V132H156V133H154V134H157L158 133V137H157V135H156V138H155V135H154V138H153V135H150V136H152V137H150V138H152V142L150 141L151 139L149 138V140H148V142L144 145V149H146V148H149L148 150H150V148H152V146H153V148L154 149H157L158 147L157 146H160L159 144H165L163 147L164 148H166V147H168V148H166L167 150L168 149H170L171 147H173V148H175V145L176 144H180V145H177V147L179 146H183V144H182V141L183 140H188V138L187 137H184V136H187V135H189V133H190V136H191V138L193 137L192 135L193 134H199V136H203L201 139H200V142H198V144L199 145H197V144H195V145H197V146H200L202 149H203V153H202V155H203V157L201 158V157H196V156H198L197 154L195 155V154H193V155H195V156H191V154H188V152H187V150H189L190 149V146H189V149H188V147H187V149L185 148V149H183L182 147H180L181 148V150L183 149V150H185V151H181L180 150V152H178L179 151V147L177 148L176 147V149H173V148H171V150L174 152L175 150H176V153H175V155H176V157L174 158V161H173V163L172 162H170L169 160H167L166 159V157L167 156H170L171 157V155L170 154H172L173 152H171L170 150H169V152H170V154H167V152L165 153V156L163 155V157H165L164 158V160H162V161H165V159H166V161H168L169 163L167 164V165H169V169L170 170H166V175H165V177L164 178H162V180H161V182H162V184H160V186H154V183L157 185V183L155 182V181H157L158 180V178L161 176L158 172H157V170H155L156 172L154 173V166H153V169H151V171H149L148 170V172H146L145 174H142L141 172L139 173V174H142V175H138V176H136V175H134V177H130L129 179H127L126 177V179L128 180L127 182L128 183H126V180L125 179H123L124 177L122 176V179L123 180H125L123 183H125V184H127V185H124L123 184V186L120 188V190L118 191H116V193L115 192H113L112 194H109L110 193V190L108 191V194L105 192L104 194H103V192H102V190H106V189H102V187H100V190H98V192H95V191H93L94 190V188H93V190H92V194L91 195H93L94 196V199L96 198V197H98L97 199L99 200V198L102 196V195H104L105 196V198L107 199V197H109L110 199H112V201H110V203L108 202V203H106V199H104L105 200V203L104 204H107L106 206H108V204H110L109 205V219H107L106 221H104V222H102L101 223V221L99 222V226H98V232H97V230L95 231L93 228V230H94V232H97L95 235L93 234V236H88V235H90L91 233L89 232L88 233V231L87 230H89L90 229V227H92L91 225H93L92 223H93V221L95 220V217L97 218V214H96V211H97V209H99L103 204H102V201L100 202V201H96L97 199H95V201L94 202H92L94 199H93V196H89L90 197V200H89V205L87 206V205H82L83 203H85V202H87L88 200H87V198H86V200L87 201H83L82 202V200H81V202H80V205H82L83 206V209L82 210H84V208H85V210H84V212L82 211L81 213H84V214H82L81 215V213L79 214V216H77L76 215V213L78 212L77 210V212L75 211V214H73V212H71L72 210H71V208H70V206H72V205H69L68 203H71V202H69L68 200H67V205H65V206H68L67 208H68V210L65 208V210H67V212L66 211H64L63 210V212H66L65 214H64V216L63 217H67V219L66 218H64V219H66V220H64V219H62L63 221H64V223H60L61 225H60V227L61 228H57V225H56V228H57V230H61L60 231V233H57V235H56V237L54 236V234L52 235V236H54L56 239L55 240H57L56 242H55V244L56 243H60L59 241L61 240V243L62 244H59L58 246H56V247H53L52 248V250L50 249V251L49 250H47V251H49V252H45V254H44V252L42 251V249L40 248L41 246H38L40 249H41V254H40V252H38V257L36 256V254L34 253V251H32L31 252V257H32V259H30L29 257H28V255H29V250H26V255H25V248L24 249H21L22 248V246L24 245V243H22L23 245L21 246V248H20V251L22 250L23 252H24V254H22L23 252L21 251V253L19 254V251L18 250H16V247H14V246H18L17 248H19V242L21 243V240H20V238H19V241H18V243L16 244V242H15V244H13L12 245V248H14L16 251H17V254H16V256L19 254V255H21L22 257H20L19 255H18V257L20 258V262L18 261V258L16 257V261L14 260L15 259V254H14V252L12 253V252H10L9 253V255H8V253H7V256L8 257H11L12 256V254H13V256H12V258H13V260L15 261V262H19V264H131L132 263V260L133 259H135V257H133L132 258V255L131 254H137L138 253V251H136L137 250V248H138V246H137V244H138V241H136V240H133L134 238H136V237H142V238H144V242H143V246H141L140 244V246L142 247V250H141V252L143 251V248H144V250H146V254H149L150 252H149V250H148V246H150V244H151V250H152V245L154 244V243H150V241H151V239L153 238L152 237V235L154 234V232L156 233V230H159V234H160V232L162 231V230H164V229H166V230H168V228L171 230V232H172V228H173V230L176 232V233H178L179 235L182 233V232H185L186 230V228H184V230H183V227H182V225L181 226H179V225H177V226H175L176 225V223L174 224V225H171V223L170 224H168L169 222H167V220H169L170 221V219H169V217H168V214H166V213H168V211L170 210L171 211V207H175V209H174V207L172 208L173 209V211H175L176 209H178L179 208V205H180V203L182 202H184V203H186L185 201L187 200H189V196H190V192L189 191H191L192 190V187H191V189H190V186H192V185H188L186 182V184L188 185L187 187H183L184 186V178H188V179H195L194 177H196L197 179H198V181H199V177H201V175H202V178H203V175H205L204 173L205 172H207V180H210V181H212V184H213V186L216 188V189H218V187H219V183L220 182H224V178H223V180L221 179L220 181H219V179L221 178V177H223V175L224 176H233V177H235V179H236V182L235 181H233V180H235L234 178L233 179H230L229 180V178L228 177H226V180L228 179L229 181L228 182H230L231 180L233 181V185H234V183H236L235 185H236V188H234V191L236 192V194H234L233 195V193H232V195L231 194H229L230 193V191L228 192H226L225 193V191H226V189L227 190H229L227 187L225 188V186H226V184H221V185H223L222 187H224V193L225 194H227V195H231V196H227L226 195V198H225V195H224V193H223V195H224V198L227 200V201H230V204H231V202H234L235 201V206H234V210H233V206H231L230 204H229V202L227 203L228 204V206H229V208H231V211L228 209V207L226 206L227 204L226 203H224L223 201H224V199H223V201H221V202H223V204L227 207V208H225V207H222L221 205H219V204H221L219 201L220 200H222L221 198L220 199H218V200H214V198L216 197V195L215 196H213L214 198H213V200L212 201H214V202H216L217 201V205H216V203L214 204L211 200H209V199H207V198H210V196L212 197V195L210 194V192L209 191H207V192H205V194H204V199H205V202H208L207 200H209V202L210 203H213L212 205V207L210 206V203H205L206 205L208 204V206L209 207H211V208H209V207H207V213L205 212V220H206V223L204 222L203 224H201L202 226V228H199V230L200 229H202V230H200V233H198L199 235H198V239H201V241L203 240V239H205L206 237L205 236H207L206 235V233H208L209 231H212L211 229H214L213 227L215 226L213 223L216 221V220H219L218 218L220 217V216H226V218L225 217H223L224 219H226V221L228 220L227 219V215L229 214L230 215V217H231V213L233 214V216H232V219H234V217H235V219H242V218H244V215H246V213H244V211H243V206H244V204L241 202L244 198H249V200H250V198H252V200L254 201L253 202V204H254V208H255V210L258 212V216L256 217V223H255V226L254 225H251V226H253V227H251L250 229H246V227H244V222H242L243 223V226H242V223H240V225L242 226V227H237V224L235 225L236 227L235 228H238V229H234L233 227V225H234V222L232 221V219H230L229 218V220L232 222H230L231 224H233L232 225V228H231V226L230 225H228L229 226V228H231V230L232 229H234V230H236V232H241V233H236V232H234V230H233V233H235V234H237V236L236 235H232L233 233L232 232H229V228L228 229H226L227 227V224H230V223H223L224 225H223V227H225V233H227V235L226 234H224V232L222 233V236H223V234H224V236H225V238H226V236H227V238L226 239H224L225 241H227V240H229L228 239V237L230 236V235H232V237H235V238H239V237H242L243 235H241L242 234V231H243V234H244V232H248V233H253V231L255 230V233H256V239H257V242L259 241V240H263V241H261V243H264V199L263 198H261V197H264L263 196V194L262 193H264V192H262V193H260V194H254V193H256L257 191H255L254 189H253V191H255V192H251L250 194H249V192H248V187H246L247 185V182L248 181H250V179H248V177H245L246 176V174L245 173H242V172H239V170L240 169H238L239 168V166L240 167H242V165L243 164H239L240 162H238V164L236 165V164H233V163H236V162H231V160L232 159H230L229 157H228V155L227 154H229V152L226 154V156H225V152L223 153V150L225 149V148H227V145H225L224 147L222 146V141L224 142L223 143V145L225 144V142L227 143V141H226V139H225V136H226V138L228 137L227 135L230 133V132H232L233 130H232V128H233V124H230V121L228 120V119H223V118H226V116H225V112H227L226 110H225V112L223 113V112H220V111H222V109L223 108H221V110H219V108L218 107H216V106H218L217 104L215 105L214 103H212V104H214L213 106H212V104L211 103H205V106L204 105H199L197 108H195V110L193 111V113H191L189 116L191 117L190 118V120H189V118L188 119H184V120H182V121H180V119H178L179 117L177 116L178 115V113H179V111H178V109L180 108H182L181 106H180V104L179 105H174L173 103H172V100H170L171 101V103L170 102H167V101H165L164 102V97L161 95V94H159V91L161 90ZM188 89V88H187ZM15 90V89H14ZM45 90V91H46ZM4 91V90H3ZM17 91H19V93H20V90H17ZM46 91V92H47ZM192 90L189 88V90H188V92H185V94L184 95H188V93H192L191 92ZM194 91H195V89H194ZM251 91V92H252ZM41 92V91H40ZM42 92L43 93H45L43 90H42ZM42 92L40 93V94H42ZM7 93H5L6 94V96H8L7 95ZM29 93V92H28ZM31 93H33L34 94V92H30V94ZM38 93V92H37ZM56 93V94H57ZM187 93V94H186ZM15 95L14 96H11L10 95V99L9 100H18V98H20V97H22V95L19 97V95H16V93H14ZM18 94V93H17ZM30 94H27V95H24L23 97L24 98H28V99H32V97H34V95L32 96V95H30ZM36 94V93H35ZM55 94V93H54ZM258 94H259V96H258ZM30 95V96H29ZM45 95V94H44ZM5 96V95H4ZM6 96H5V98H6ZM37 96V95H36ZM236 97H237V95H235ZM9 97V96H8ZM13 97V98H12ZM97 97H101V96H94V97H90V98H88V99H90V100H88L87 102H85V103H87V105H89V103H90V105L92 104V103H96V102H100L101 101V103H99V104H102V101L104 102V99L106 100V99H108V97H101V98H97ZM169 97H173V94L172 95H170ZM1 98V97H0ZM5 98H4V100H5ZM12 98V99H11ZM83 98L84 97H77L74 101L75 102H66L65 100H62V99H56V100H52L51 102H46L45 101V103H43L44 105H42L41 107H39V109H41V110H43V113L42 114H38V115H32V114H30L29 112H32V110L34 109L33 107H32V105L34 104V103H25V104H19V105H17L18 107H20V111H18V110H15V112H9V113H5V114H3L2 116H6V115H8V114H10V115H17V119L15 120V121H13V122H18V123H20V124H22V128H23V133H22V138L24 139V138H26V141H24V142H26V143H22L23 144V146L24 147H28V146H30V145H28V143L30 142L31 143V141H33V139H34V134H35V132H34V129L32 128V126H31V123H35V124H37V125H39V127H41L43 124H44V119H46V117H48V118H51V122L52 123H54L55 122V118L57 119L59 116H61V117H63V118H66L67 119V117H68V119H70L71 118V120H72V122H73V125L74 126H72V128H71V130H73L74 132H76L77 134H78V136H77V138H83L82 140H84V138H86L85 137V135L88 133V131L90 130V132L92 131V129H94L95 130V128L96 127H93L92 126V124L93 123H89V122H87V120H85L84 118L87 116V114L86 113H88L89 111V109H92L93 110V108H89L88 109V107L86 108L85 106H83V104H85V103H83ZM235 98V97H234ZM238 98H239V96H238ZM3 99V98H2ZM1 99V100H2ZM263 98H261L260 100H262ZM20 100V99H19ZM68 100H70V99H68ZM231 100V99H230ZM235 100H236V98H235ZM73 101V100H72ZM229 100H227V102H228ZM263 101H264V99H263ZM120 102V101H119ZM129 102V103H128ZM131 102V103H130ZM139 102H140V104H139ZM226 102V103H227ZM231 102V101H230ZM229 102V103H230ZM236 102V101H235ZM127 103V104H126ZM138 103V104H137ZM225 103V104H226ZM264 103V102H263ZM169 104V105H168ZM171 104H173L172 106H171ZM201 104H203V103H201ZM232 104H233V102H232ZM127 105V106H128ZM136 105H134V106H136ZM208 105H209V107H208ZM213 107V109L214 110H216V109H218L217 110V112H218V114H219V116H218V114L216 115L215 113H213L212 112V115H214L213 117H211V116H207L206 117V114L208 115H211V113H209V112H207V111H210V110H212V109H210V108H212L211 106ZM227 105L228 106H230V104H228L227 103ZM234 105V104H233ZM101 107H102V105H100ZM104 106V105H103ZM131 106H133V104L131 105ZM136 106V107H137ZM206 106H207V108H206ZM101 107H100V109H101ZM104 107H106V106H104ZM171 107V109H173V108H175V107H177L176 109H175V111H174V109L173 110H171V109H169ZM209 108V109H208ZM226 108H227V106H226ZM232 108V107H231ZM109 109V108H108ZM137 110H138V108H136ZM208 109V110H207ZM91 110V111H92ZM104 110V109H103ZM137 110H135V112H136V116L138 115L137 113H138V111ZM182 110V109H181ZM213 110V111H214ZM227 110H229V109H227ZM127 111V110H126ZM141 111H144V110H142V108H141ZM176 111H178L177 112V115L175 114V112ZM224 111V110H223ZM204 112V113H203ZM205 112H207V113H205ZM211 112V111H210ZM220 112V113H219ZM24 113H29L28 114V116L26 117V118H24V117H21L20 115H22V114H24ZM90 113V112H89ZM143 113V112H142ZM142 113H140V111H139V114H142ZM223 114L222 115V117H221V115L220 114ZM86 114V115H85ZM91 114V113H90ZM133 114V113H132ZM143 114H145V115H143ZM142 115L144 116L142 119H143V121H145V116L147 115L145 112L143 113ZM199 114H203L202 116H203V119H207V118H210L209 120H205V123H204V120H202V118H201V116L199 115ZM204 114H205V117L206 118H204ZM56 115H58V117L56 116ZM153 115V116H154ZM56 116V117H55ZM90 115H88V117H89ZM133 117H134V115H132ZM139 116H141V115H139ZM156 116H158L157 118L158 119H156ZM188 116V117H189ZM60 117V118H61ZM70 117V118H69ZM199 117L201 118V120L199 119ZM215 117V118H214ZM73 118V119H72ZM90 118V117H89ZM135 118V117H134ZM136 118H138V117H136ZM146 118H147V116H146ZM24 120H26V124H24L23 122H25ZM200 120V121H199ZM207 121V122H206ZM210 121V122H209ZM90 122H91V119H90ZM209 122V123H208ZM8 123V121H2L1 122V125H2V127H0V163L1 164H3L4 162H6V164H9V163H7V161H9L10 159H8V157H10L12 154H13V151H12V154L9 156L8 155V152L7 151H10L11 152V150L10 149H12L13 147V143H11L12 141H10V139H8L5 135H7L6 134V132L8 133V131H7V124ZM138 123V122H137ZM138 123V124H139ZM144 123H146V124H144ZM208 123V124H207ZM141 124V123H140ZM231 125H233L232 127H231ZM90 126L92 127V129L90 128ZM88 127H89V129H88ZM136 127V126H135ZM21 128V129H22ZM137 129H138V127H137ZM141 129V130H142ZM156 131H155V130ZM158 129V130H157ZM197 129H199L200 130V133H197ZM235 129V128H234ZM141 130H139V133L141 134ZM143 130V131H144ZM152 130H154V131H152ZM160 130V131H159ZM237 130V129H236ZM239 130V129H238ZM99 131H101V130H99ZM134 131V130H133ZM144 131V132H145ZM152 131V132H151ZM158 131V132H157ZM195 131H196V133H195ZM22 132V131H21ZM87 132V133H86ZM95 132V131H94ZM135 132H137L136 130H135ZM143 132V133H144ZM160 132V133H159ZM162 132V133H161ZM187 133V135L185 134H183V133ZM199 132V131H198ZM201 132H202V134H201ZM238 131H236V133H237ZM82 133H86L85 135H84V137H80V134L82 135ZM92 133V132H91ZM91 133H89L90 135H91ZM143 133H142V135H143ZM147 133H145L146 135H148ZM93 134V133H92ZM144 134V135H145ZM181 134H182V136L184 137V139L182 140L181 139ZM192 134V135H191ZM231 134V133H230ZM238 134V133H237ZM46 135H48V134H46ZM53 135H55V134H52V135H48V136H52V139H53ZM57 135V134H56ZM101 135V134H100ZM136 135V134H135ZM139 135V134H138ZM196 135H194V140L193 141H195V140H198V138L196 139ZM234 135V134H233ZM96 137L95 138H97V137H99V136H97V135H95ZM7 139H6V138ZM59 137V136H58ZM64 137V136H63ZM70 137V136H69ZM105 137V136H104ZM104 137H102V138H104ZM134 137H136V136H134ZM144 137V136H143ZM198 137V136H197ZM21 138V139H22ZM54 138H57L56 136L54 137ZM68 138V137H67ZM88 138V137H87ZM86 138V139H87ZM148 138V137H147ZM187 138V139H186ZM231 138V137H230ZM237 138V137H236ZM235 138V139H236ZM22 139V140H23ZM60 139H62V138H60ZM64 139H66V137H64ZM80 139H79V141H80ZM84 140L85 142L87 141V140ZM92 139V138H91ZM99 139H100V137H99ZM135 139V138H134ZM144 139H146V137L144 138ZM190 139V138H189ZM231 139H233V138H231ZM235 139H234V141H235ZM57 139H55V141H56ZM73 140V139H72ZM108 140V139H107ZM132 140H133V137H132ZM142 140V139H141ZM191 140V141H192ZM54 141V142H55ZM65 141H67V140H65ZM74 141V140H73ZM76 141V140H75ZM75 141H74V143H75ZM78 141V140H77ZM78 141V142H79ZM90 141V140H89ZM89 141H87V142H89ZM97 141V140H96ZM134 141V140H133ZM139 141V140H138ZM192 141V142H193ZM199 141V140H198ZM229 141H230V139H229ZM233 141V142H234ZM21 142V141H20ZM34 142V141H33ZM52 142V141H51ZM59 142V141H58ZM58 142H56V143H58ZM63 142V141H62ZM62 142H59L60 143V146L59 147H61V144H62ZM82 142V141H81ZM91 142H93V141H90V144L88 145V146H90L91 145ZM103 141H101V143H102ZM107 142V141H106ZM132 142V141H131ZM130 142V143H131ZM144 142V141H143ZM151 142V143H150ZM153 142H155V143H157V144H155L154 143V145H157V146H154V145H152L153 144ZM188 142V141H187ZM233 142H231L230 144H232ZM29 143V144H30ZM70 144H71V142H69ZM69 143H67V145H69ZM73 143V142H72ZM138 143V142H137ZM136 143V144H137ZM145 143V142H144ZM193 143H196V141L195 142H193ZM236 143V142H235ZM15 144V143H14ZM26 144V145H25ZM88 144V143H87ZM87 144H85V146L87 145ZM105 144V143H104ZM109 144V143H108ZM134 144V143H133ZM139 144V143H138ZM137 144V145H138ZM186 144V143H185ZM229 143H228V145H230ZM51 145L53 146V143H51ZM56 145V144H55ZM66 145V144H65ZM66 145V146H67ZM77 145H80V142L77 144ZM107 145V144H106ZM130 146H132L131 144H129ZM140 145V144H139ZM149 145H151V147H149ZM194 145V144H193ZM194 145V146H195ZM22 146V147H23ZM58 146V145H57ZM142 146V145H141ZM231 146V145H230ZM235 146V145H234ZM23 147V148H24ZM56 147V146H55ZM62 147H63V145H62ZM69 147V146H68ZM73 147L75 148L76 147V145L74 146L73 145ZM80 147V146H79ZM82 147L83 146H81V151H83V149H82ZM98 147V146H97ZM102 146H100V148H101ZM111 147V146H110ZM134 147V146H133ZM157 147V148H156ZM184 147H186V146H184ZM222 147V148H221ZM17 148V147H16ZM65 148V147H64ZM87 148H89L90 149V151H91V148L90 147H87ZM99 148V149H100ZM132 148V147H131ZM140 148V147H139ZM160 148V147H159ZM162 148V147H161ZM160 148V151L163 149H161ZM224 148V149H223ZM237 148V147H236ZM14 149H15V147H14ZM19 149V148H18ZM59 148H57L56 150H58ZM61 149V148H60ZM68 149V148H67ZM69 149H71V147H69ZM75 149H77V148H75ZM74 149V150H75ZM85 149V148H84ZM95 149H97V148H95ZM106 149V148H105ZM111 149H112V147H111ZM129 149V148H128ZM132 149H134V148H132ZM141 149H142V147L140 148V151H141ZM153 149V150H154ZM166 149H163V151H165ZM177 149H178V151H177ZM192 149V148H191ZM194 149V148H193ZM196 150H197V147L195 148ZM223 149V150H222ZM234 149V148H233ZM7 150V151H6ZM13 150V149H12ZM80 150V149H79ZM88 150V149H87ZM92 150H93V148H92ZM107 150V149H106ZM105 150V151H106ZM110 150V149H109ZM113 150V149H112ZM125 150V149H124ZM139 149L137 148V150L136 151H138ZM158 150V149H157ZM166 150V151H167ZM21 151V150H20ZM24 151V150H23ZM63 151V150H62ZM64 151H65V149H64ZM80 151V152H81ZM115 150H113V152H114ZM123 151V150H122ZM140 151H138V153H140ZM155 152H156V150H154ZM154 151H152V152H154ZM159 150H158V152H160ZM163 151H161L160 153H162ZM225 151H227V150H225ZM230 151V150H229ZM4 152V153H3ZM9 152V153H10ZM59 152V151H58ZM74 152V151H73ZM92 152V151H91ZM95 152V151H94ZM98 152V151H97ZM106 152H109V151H106ZM106 152H105V154H106ZM118 152V151H117ZM117 152H114L115 154H117ZM134 152V151H133ZM142 152H143V150H142ZM147 152V151H146ZM145 152V150H144V152L142 153V154H145L146 153ZM150 152V151H149ZM178 152V153H177ZM186 152H187V154L188 155H186ZM189 152H190V150H189ZM194 152H195V150H194ZM6 153H7V155H6ZM77 153V152H76ZM93 153V152H92ZM110 153V152H109ZM109 153H108V155H106V156H110L109 155ZM112 153V152H111ZM114 153H112V154H114ZM119 153H121V151H119ZM157 153V152H156ZM1 154L4 156V158H5V156H6V158L4 159V160H2L1 158H3V156H1ZM5 154V155H4ZM66 154V153H65ZM69 154V153H68ZM80 153H78V155H79ZM81 154H83L84 155V153H82L81 152ZM80 154V155H81ZM111 154V155H112ZM134 154H137V153H135L134 152ZM158 154V153H157ZM164 154V153H163ZM167 154V155H166ZM14 155V154H13ZM72 155V154H71ZM75 155H77V154H75ZM77 155V156H78ZM99 155H101L100 153H99ZM138 155H140V154H138ZM146 155H147V153H146ZM145 155V157H147L148 158V156H146ZM160 155V154H159ZM158 155V156H159ZM174 155V154H173ZM230 155V154H229ZM73 156H74V154H73ZM85 156V155H84ZM87 156H89V155H87ZM114 156V155H113ZM113 156H112V159H114V158H116L115 156H114V158H113ZM124 156H127V155H124ZM129 156V155H128ZM140 156H142V155H140ZM139 156V157H140ZM150 156V155H149ZM161 156V155H160ZM12 157V156H11ZM10 157V158H11ZM86 157V156H85ZM119 157V156H118ZM121 157V156H120ZM170 157H167V158H169V159H172V158H170ZM232 157V156H231ZM75 158V157H74ZM74 158H73V160H74ZM110 158V157H109ZM108 158V159H109ZM127 158V157H126ZM196 158H198V159H196ZM201 158V160H199ZM59 159V158H58ZM63 159V158H62ZM111 159V160H112ZM125 159V158H124ZM124 159H122V160H124ZM202 159H204L205 160V162H203L202 163ZM230 159V160H229ZM12 160H14V158L12 159ZM50 160V159H49ZM115 160V159H114ZM114 160H112V161H114ZM121 160V159H120ZM199 160V161H198ZM52 161H53V159H52ZM62 161V160H61ZM60 161V162H61ZM64 161V160H63ZM62 161V162H63ZM108 161H110V160H108ZM141 161V160H140ZM148 161V160H147ZM165 161V162H166ZM234 161V160H233ZM10 162V161H9ZM12 162V161H11ZM17 162H18V160H17ZM111 162V161H110ZM142 162V161H141ZM158 161H156V164H158L157 163ZM73 163V162H72ZM112 163V162H111ZM114 163V162H113ZM112 163V164H113ZM162 163H164V162H162ZM167 163V162H166ZM165 163V164H166ZM248 163V162H247ZM250 163V162H249ZM15 164V163H14ZM13 164V162L12 163H10V165H12L11 167L10 166H6V165H4V167L6 168V167H8L7 169H9V168H13L14 165ZM17 164H18V166H20L19 165V163H16L15 164V166H17ZM65 164V163H64ZM152 164H154V162L152 163ZM202 164V165H201ZM205 164V165H204ZM245 164H246V162H245ZM107 165H108V163H107ZM125 165V164H124ZM151 165V164H150ZM162 165H164V164H162ZM239 165V166H238ZM246 165H249V164H246ZM2 166V165H1ZM64 166V165H63ZM62 166V167H63ZM97 167H98V165H96ZM170 166H171V168H170ZM203 167L204 166V168L206 169L205 171L203 170V168L201 169V168H199V167ZM3 167V166H2ZM4 167H3V170H4ZM91 167V166H90ZM114 167V166H113ZM149 167H151V166H149ZM244 167V168H243ZM243 172H245L244 171V169L246 170V168H245V165H243ZM251 167V166H250ZM249 167V168H250ZM20 168V167H19ZM18 167H17V170L19 169ZM129 168V167H128ZM158 168H159V165H158ZM6 169V170H7ZM14 169V168H13ZM21 169V168H20ZM63 169V168H62ZM96 169V168H95ZM98 170H99V168H97ZM114 169V168H113ZM116 169V168H115ZM201 169V170H200ZM252 169V168H251ZM256 169V168H255ZM1 170V169H0ZM16 170V169H15ZM41 170V169H40ZM118 170V169H117ZM129 170H130V168H129ZM153 170V171H152ZM249 170L250 169H248L247 170V172H249ZM260 169L258 168V170L257 171H259ZM12 171H14V170H12ZM23 171V170H22ZM57 171V170H56ZM83 171V170H82ZM127 171V170H126ZM198 171H201L200 173H201V175H199V174H197V172ZM203 171H204V173H203ZM240 171H242V170H240ZM256 171V170H255ZM254 171V173H256ZM2 172V171H1ZM8 172H10V171H8ZM7 172V174H9L10 175V173H8ZM21 172V171H20ZM19 172V173H20ZM83 172H85V170L83 171ZM92 172H93V170H92ZM99 172H100V170H99ZM115 172V171H114ZM117 172V171H116ZM134 172H136V171H134ZM133 172V173H134ZM138 172V171H137ZM55 172H53V174H54ZM87 173V172H86ZM91 173V172H90ZM260 173V172H259ZM262 173V172H261ZM17 174V173H16ZM22 174V173H21ZM20 174V175H21ZM60 174V173H59ZM88 174V173H87ZM86 174V175H87ZM93 174V173H92ZM99 174V173H98ZM97 174V175H98ZM116 174V173H115ZM135 174V173H134ZM158 174L160 175L159 177H158ZM14 175V174H13ZM23 175V174H22ZM43 175V174H42ZM70 175V174H69ZM77 175V174H76ZM101 175V174H100ZM196 175V176H195ZM243 175H245V176H243ZM248 175H249V173H248ZM250 175H251V173H250ZM249 175V178H251V176ZM253 175H256V174H253ZM252 175V176H253ZM260 175H262V174H259V176ZM7 175H5V178H7L6 177ZM15 176V175H14ZM13 176V177H14ZM34 176V175H33ZM50 176V175H49ZM54 176V175H53ZM73 176H74V174H73ZM78 176V175H77ZM99 176V175H98ZM116 176V175H115ZM124 176H126L125 174H124ZM3 177V176H2ZM27 177H28V175H27ZM75 177V176H74ZM96 177V176H95ZM162 177H163V175H162ZM21 178V177H20ZM24 178V177H23ZM32 178V177H31ZM70 178V177H69ZM98 178H100V177H98ZM111 178V177H110ZM205 178V177H204ZM256 178H258V173H257V177ZM262 178V177H261ZM14 179H15V177H14ZM13 179V180H14ZM17 179V178H16ZM27 179H29V178H27ZM33 179V178H32ZM35 179H36V176H35ZM45 179V178H44ZM62 179V178H61ZM70 179H73V178H70ZM76 179V177L73 179V180H75ZM78 179V178H77ZM94 179V178H93ZM95 179H97V178H95ZM94 179V180H95ZM196 179V180H197ZM251 179H253V178H251ZM259 179V178H258ZM11 180V179H10ZM18 180V179H17ZM38 180V179H37ZM84 180V179H83ZM98 180V179H97ZM159 180V181H160ZM262 180V179H261ZM58 181V180H57ZM77 181V180H76ZM159 181H157V182H159ZM200 181H201V179H200ZM219 181V183H217ZM252 181V180H251ZM256 181H257V179H256ZM14 182V181H13ZM24 182V181H23ZM28 182V181H27ZM37 182V181H36ZM77 182H79V181H77ZM109 182H111L110 180H109ZM238 182V183H237ZM260 182V181H259ZM258 181L256 182V183H259ZM10 182H8V184H9ZM12 183V182H11ZM32 183V182H31ZM30 183V184H31ZM42 183V182H41ZM44 183V182H43ZM75 183V182H74ZM73 182H72V184H74ZM84 183V182H83ZM82 183V184H83ZM196 183V182H195ZM202 183V182H201ZM210 183V182H209ZM230 183H232V182H230ZM250 183V182H249ZM4 184V183H3ZM2 184V185H3ZM13 184H15V183H13ZM13 184H11V185H13ZM18 184V183H17ZM17 184H15V185H17ZM79 184V183H78ZM185 184V185H186ZM200 184V183H199ZM252 184V183H251ZM10 185V184H9ZM26 185V184H25ZM39 185V184H38ZM109 185H111V183H109ZM221 185H220V188H221ZM231 185V184H230ZM237 185H238V187H237ZM4 186V185H3ZM8 186V185H7ZM14 186V185H13ZM18 186V185H17ZM32 186H34V185H32ZM31 186V187H32ZM64 186H66V185H64ZM79 186H80V184H79ZM102 186H104V184L102 185ZM125 186V187H124ZM232 186V185H231ZM249 186V185H248ZM251 186H254V185H251ZM2 187V186H1ZM15 187V186H14ZM19 187V186H18ZM25 187V186H24ZM75 187H76V185H75ZM7 188H10L11 189V187H7ZM34 188V187H33ZM87 188V187H86ZM194 188V187H193ZM202 188V186H200V189ZM204 188V187H203ZM214 188V189H215ZM251 188H253V187H251ZM10 189H6L5 190V192H1V194H0V209L2 208V206L7 202H5V199L6 198H9L10 197V192L12 191V190H10ZM24 189V188H23ZM64 188H62V190H63ZM66 189V188H65ZM76 189H78V188H76ZM81 189V188H80ZM84 189V188H83ZM88 189V188H87ZM102 189V190H101ZM116 189V188H115ZM190 189V190H189ZM213 189V188H212ZM216 189H215V191H216ZM14 190V189H13ZM18 190H20L19 188H18ZM29 190H30V188H29ZM33 190V189H32ZM37 190V189H36ZM90 190V189H89ZM194 190V189H193ZM220 189H218V191H219ZM249 190L251 191V189H250V187H249ZM264 190V189H263ZM31 191V190H30ZM34 191V190H33ZM32 191V192H33ZM51 191V190H50ZM80 191V190H79ZM83 191V190H82ZM206 191V190H205ZM213 191V190H212ZM215 191H213L212 193H214ZM220 191H223L222 190V188H221V190ZM219 191V193H222V192H220ZM21 192V194L23 193V190L22 191H20ZM20 192L18 193V194H20ZM26 192V191H25ZM29 192V191H28ZM27 192V193H28ZM36 192H38V191H36ZM60 192V191H59ZM94 192H95V194H94ZM101 192H102V195H101ZM202 192V191H201ZM3 193V194H2ZM6 193H8L9 195H8V197H7V194ZM12 193H14V192H11V194ZM42 193V192H41ZM44 193V192H43ZM66 193H67V190H66ZM216 193V192H215ZM214 193V194H215ZM218 193V194H219ZM28 194H30V193H28ZM36 194V193H35ZM97 194V196H95ZM116 194H120L121 196H119V198L116 200V198H115V196H116ZM200 194H203V193H200ZM24 195H27V194H24ZM47 195V194H46ZM61 195V194H60ZM115 195V196H114ZM19 196H21V195H19ZM29 196V195H28ZM30 196H31V194H30ZM43 196V195H42ZM63 196V195H62ZM64 196H66V194H64ZM69 196H70V193L68 194V198L66 197V199H69ZM76 196H78V195H76ZM84 196V195H83ZM110 196H112V197H114L115 198V200H113V198L112 197H110ZM233 196V197H232ZM236 196V197H235ZM18 196H16V198H17ZM27 197V196H26ZM32 197V196H31ZM35 197V196H34ZM39 197V196H38ZM37 197V198H38ZM58 197V196H57ZM72 197H74V196H72ZM86 197V196H85ZM84 197V198H85ZM92 197V198H91ZM103 197V196H102ZM187 197H188V199H187ZM191 197H193V196H191ZM218 198H219V196H217ZM12 200H13V198L12 197H10ZM21 198V197H20ZM19 198V199H20ZM59 198V200L61 199L60 197H58ZM75 198V197H74ZM74 198H72L73 200H75V201H77V198L76 199H74ZM229 198V199H228ZM232 200H231V199ZM234 198V199H233ZM10 199V202L12 201ZM21 199H23V198H21ZM26 199V198H25ZM25 199H23V200H25ZM28 199V198H27ZM26 199V200H27ZM30 199L31 198H29V201H30ZM33 199H35V198H33ZM38 199H40V198H38ZM65 199V200H66ZM72 199H71V201H72ZM216 199V198H215ZM235 199H237V200H235ZM261 199H263V200H261ZM23 200H21V201H23ZM36 200V199H35ZM34 200V201H35ZM63 200V199H62ZM85 200V199H84ZM92 200V201H91ZM102 200H103V198H102ZM234 200V201H233ZM14 201H16L15 199H14ZM38 201V200H37ZM78 201H80V200H78ZM196 201H198V200H196ZM226 201V202H227ZM26 202H28V201H26ZM31 202H33V200H31ZM30 202V203H31ZM64 202H66V201H64ZM73 202V201H72ZM91 202V203H90ZM95 202H97V203H95ZM112 202H114V203H112ZM195 202V201H194ZM236 202L238 203L237 205H236ZM249 202V201H248ZM4 203V204H3ZM19 203V202H18ZM29 203V204H30ZM39 203H40V201H39ZM42 203V202H41ZM49 203V202H48ZM74 203V202H73ZM82 203V204H81ZM93 203H95L94 204V206H92V205H90V204H93ZM183 203V204H184ZM197 203V202H196ZM243 204V206H242V204ZM11 204H13V203H11ZM22 204H26V203H22ZM33 204V203H32ZM45 204V203H44ZM79 204V203H78ZM86 204H88V202L86 203ZM188 204V203H187ZM187 204H185V205H187ZM15 205H16V203H15ZM46 205V204H45ZM48 205V204H47ZM74 205H77L76 204V202L74 203ZM111 205H112V207H111ZM172 205V206H171ZM178 205V206H177ZM205 205V206H206ZM247 205H248V203H247ZM246 205V206H247ZM249 205H250V203H249ZM7 206V205H6ZM9 206H11V205H9ZM21 206V205H20ZM29 206H31V205H29ZM34 207H35V205H33ZM41 206V205H40ZM77 206H79V205H77ZM86 206V207H85ZM171 206V207H170ZM198 206V205H197ZM204 206V205H203ZM204 206V207H205ZM13 207H14V205H13ZM16 207V206H15ZM14 207V208H15ZM19 207V206H18ZM34 207H32L31 206V208H34ZM37 207H38V204H37ZM74 207V206H73ZM199 207V206H198ZM248 207V206H247ZM247 207H245V208H247ZM10 208V207H9ZM24 208V207H23ZM28 208V207H27ZM45 208V207H44ZM62 208H64V207H62ZM76 209H77V207H75ZM81 208V207H80ZM96 208V209H95ZM3 209H4V207L2 208V211H0V219L1 220H3L4 219V222H5V224L6 225H8V227H9V222L11 223V221H10V216H9V213H14V212H12V206H11V209H10V212H9V209H6V211H3ZM16 209V208H15ZM19 209V208H18ZM29 209V208H28ZM34 209H36V207L34 208ZM42 209V208H41ZM79 209V208H78ZM252 209V208H251ZM250 209V210H251ZM17 210V209H16ZM26 210V209H25ZM50 210H51V208H50ZM50 210H49V212H50ZM124 210V211H123ZM126 210H128L129 211V213H131L129 216H127V215H125L124 214V212H126V213H128ZM166 210H168V211H166ZM205 210H206V207H205ZM233 210V211H232ZM255 210H254V212H255ZM20 211V210H19ZM29 211V210H28ZM32 211V209L30 210V212ZM34 211V210H33ZM45 211V210H44ZM44 211H43V213H44ZM47 211V210H46ZM30 212H28V213H30ZM39 212V211H38ZM158 213V218L156 217V218H154V221L152 222V224L150 225L149 224V228H147V227H145V224H146V222L144 221V220H146L145 218H147V216L149 215L150 216V214H151V217H152V215H153V217H154V215H156V213ZM178 212H181V210H179V211H177V213L176 214H178ZM204 212V211H203ZM248 212L249 211H247V214H248ZM251 212V211H250ZM253 212V213H254ZM24 213H25V211H24ZM32 213V212H31ZM46 213V212H45ZM48 213V212H47ZM52 213V212H51ZM73 214L71 217H69V215L70 214ZM98 213V215H99V213L100 212H97ZM185 213V212H184ZM198 212H196V214H197ZM201 213V212H200ZM15 214H17V213H15ZM27 214V212L25 213V214H23L24 216H27L26 215ZM40 214V213H39ZM39 214H36V215H39ZM176 214H175V216H176ZM256 214V213H255ZM14 215V214H13ZM13 215H11V217L13 216ZM18 215H19V213H18ZM21 215V214H20ZM22 215V216H23ZM46 215V214H45ZM56 215H58V213L56 214ZM81 215V216H80ZM172 215H173V212H172ZM183 215V214H182ZM251 215H252V213H251ZM42 216V215H41ZM44 216V215H43ZM46 216H48V215H46ZM74 216V217H73ZM107 216V217H108ZM197 216H199V215H197ZM36 217V219H37V217L38 216H35ZM62 217V218H63ZM76 217V218H75ZM78 217V218H77ZM106 217V218H107ZM160 217V218H159ZM185 217V216H184ZM183 217V218H184ZM253 217V216H252ZM5 218H7V219H5ZM9 218V219H8ZM19 218H21V216L19 217ZM23 218V217H22ZM39 218V217H38ZM43 218H45V220H46V217H43ZM179 218V217H178ZM181 218H182V216H181ZM181 218H179L180 220H182V222H183V219H181ZM246 218H247V215H246ZM13 219V218H12ZM24 219V218H23ZM23 219L21 220L22 222H23ZM25 219H27L26 217H25ZM98 219V218H97ZM97 219L95 220L96 222H97ZM158 219H161V221L162 222H160V220H158ZM0 220V221H1ZM7 220H9V221H7ZM14 220V219H13ZM12 220V221H13ZM38 220H40V221H38ZM37 221L38 222H41L42 221V219H38ZM174 220V219H173ZM228 220V221H229ZM247 220V219H246ZM250 220H253V219H250ZM6 221H7V223H6ZM18 221V220H17ZM19 221H20V219H19ZM25 221V220H24ZM32 221V220H31ZM37 221H35L36 223H37ZM46 221H48V220H46ZM62 221V222H63ZM94 221V222H95ZM163 221H164V223H163ZM175 221V220H174ZM212 221H214L213 223H211ZM240 221H242V220H240ZM3 222V221H2ZM2 222H0V223H2ZM15 222V221H14ZM13 222V223H14ZM22 222H20V224L22 223ZM43 222H44V220H43ZM92 222V223H91ZM127 222V224H125ZM144 222V223H143ZM158 224H157V223ZM171 222V221H170ZM181 222V221H180ZM185 222V221H184ZM217 222V221H216ZM219 222H220V220H219ZM246 222V221H245ZM18 223V222H17ZM16 223V224H17ZM35 223V225H34V223H30V222H27V220L25 221V222H23L22 223V227L27 231V232H30V233H28L29 235L31 234V233H35L37 230H35L36 228H37V226L36 225H39L40 226V223L38 224H36ZM151 223V222H150ZM160 223V224H159ZM167 223V224H166ZM221 223V222H220ZM219 223V224H220ZM236 223V222H235ZM239 223V222H238ZM249 223V222H248ZM16 224H14V228H15V225ZM20 224H17L16 225V227L17 228H15V231L16 230H18L19 229V226L21 227V225ZM45 224H46V222H45ZM91 224V225H90ZM125 224V225H124ZM167 225L168 226V228H166L167 226H165V227H163V226H161V228H160V225ZM190 224V223H189ZM193 224V223H192ZM199 224V225H200ZM251 224H252V221H251ZM254 224V223H253ZM1 225V224H0ZM19 225V226H18ZM34 225V226H33ZM43 225V224H42ZM51 225H52V223H51ZM96 225H97V223H96ZM128 226V228H124L125 226ZM171 225V226H170ZM198 225V224H197ZM212 225H214V226H212ZM38 226V227H39ZM47 226H48V224H47ZM174 226V227H173ZM179 226V227H178ZM195 226V225H194ZM219 226V225H218ZM245 226H247V225H245ZM1 228H2V226H0ZM12 227H13V225H12ZM33 227V228H32ZM34 227H36V228H34ZM42 227H44L45 228V226H42ZM51 227V226H50ZM53 228H54V226H52ZM157 227H158V229H157ZM163 227V228H162ZM191 227V226H190ZM196 227V226H195ZM211 227V228H210ZM14 228H11L12 230H10L12 233L13 232H15L14 231ZM96 228V227H95ZM160 228V229H159ZM174 228H176V229H174ZM7 229V228H6ZM21 229V228H20ZM24 229L23 230H21L22 232H24ZM32 229H33V231L35 230V232H31L32 231ZM39 229V228H38ZM48 229H49V227H48ZM87 229V230H86ZM139 229V231H137ZM162 229V230H161ZM190 229V228H189ZM197 229H198V226H197ZM197 229H195V230H197ZM224 229V228H223ZM53 231H55L54 229H52ZM84 230H86V233L88 234L87 235V239H81V238H84V236H85V234L86 233H83L84 232ZM161 230V231H160ZM170 230H168V231H170ZM206 230V232H204ZM207 230H208V232H207ZM215 230V229H214ZM228 230V231H227ZM20 230H19V232H21ZM49 231H51V230H49ZM137 231V233H135ZM165 231V230H164ZM164 231H163V233H164ZM223 231V230H222ZM38 232V231H37ZM42 232V231H41ZM167 231H165V233H166ZM174 232V233H175ZM197 232H198V230H197ZM246 232V233H247ZM18 233V232H17ZM40 233V232H39ZM49 233V232H48ZM82 233H83V235H82ZM132 233V234H131ZM135 235H134V234ZM174 233L172 232V234L174 235ZM186 233H187V231H186ZM216 233V232H215ZM232 233V234H231ZM21 234V236H22V233H20ZM24 234V233H23ZM26 234V233H25ZM38 234V233H37ZM41 234H43V232L41 233ZM45 234H47V233H45ZM171 234V233H170ZM169 234V235H170ZM195 234H196V231H195ZM9 235H10V233H9ZM34 235H36V233L34 234ZM34 235H31V237L33 238L34 237ZM44 235V234H43ZM83 236V237H79V236ZM132 235H134L133 236V238L131 239V237H132ZM156 235V234H155ZM172 235V236H173ZM176 235V234H175ZM182 235V234H181ZM188 234H184V236H186V237H188L187 236ZM190 235V234H189ZM208 235H210L211 236V234H210V232L208 233ZM241 235V236H240ZM246 235V234H245ZM252 235H254V234H252ZM4 236H5V234H4ZM8 236V235H7ZM6 236V240H8L9 238ZM41 236V235H40ZM47 236H48V234H47ZM51 236V235H50ZM49 236V237H50ZM130 236V237H129ZM158 236H160V235H158ZM162 236V235H161ZM160 236V238L159 237H157V238H159V239H161L162 237ZM165 236V235H164ZM183 236V237H184ZM191 236V235H190ZM190 236L188 237L189 239H190ZM215 236H217V235H215ZM42 237V236H41ZM44 237V236H43ZM46 237V236H45ZM58 237V238H57ZM176 238H177V235L175 236ZM182 237V238H183ZM212 237V236H211ZM211 237H210V239H211ZM247 236H245V238H246ZM253 236H251V234H250V236L248 237L249 239H251ZM255 237V236H254ZM8 238V239H7ZM23 238V237H22ZM26 237H24L23 239H25ZM47 238V237H46ZM52 238V237H51ZM50 238V239H51ZM60 238V239H59ZM86 238V237H85ZM141 238V240H143ZM154 238H156V236L154 237ZM152 239L153 241H155V239ZM165 239L167 238L166 236L164 237ZM172 238H174V237H172ZM171 238V239H172ZM1 239V238H0ZM29 239H30V237H29ZM89 239V240H88ZM137 239V238H136ZM165 239H163L162 238V241L163 240H165ZM180 239H181V237H180ZM188 239V240H189ZM234 238H232V240H233ZM240 239H242V238H240ZM256 239H254V240H256ZM259 239V240H258ZM11 240V239H10ZM18 240V239H17ZM26 240V239H25ZM43 240H45V239H43ZM54 239L52 238V240L51 241H53ZM54 240V241H55ZM146 240V241H145ZM169 240V239H168ZM207 240V239H206ZM224 240H223V243H226V247H227V245L229 244L230 245V243H228L227 244V242H224ZM252 240V239H251ZM254 240H252V243H253V241ZM11 241H13V240H11ZM29 241V240H28ZM28 241H26V242H28ZM30 241H31V239H30ZM39 241H40V238H39ZM47 241V240H46ZM136 241V242H135ZM171 241V240H170ZM179 240H178V238H177V242H178ZM181 241H182V239H181ZM193 241V240H192ZM199 241V240H198ZM200 241V242H201ZM205 241V240H204ZM234 241L235 240H233V243H234ZM238 241V240H237ZM141 242V241H140ZM156 242V241H155ZM158 242V241H157ZM164 242V241H163ZM166 242H168L167 240H166ZM194 242V241H193ZM199 242V243H200ZM219 242V241H218ZM12 243V242H11ZM135 243H137V244H135ZM172 243H174L173 241H172ZM210 243V242H209ZM213 243H215V241L213 242ZM238 243V242H237ZM30 244V243H29ZM29 244H27V247H29L28 245ZM38 244H40V242H38ZM178 244H180V242L178 243ZM204 244V243H203ZM216 244V243H215ZM219 245H220V243H218ZM236 244V243H235ZM251 244V243H250ZM50 245V244H49ZM182 245V244H181ZM185 245H187V244H185ZM212 245V244H211ZM214 245V244H213ZM212 245V246H213ZM221 245H223V244H221ZM220 245V246H221ZM237 245V244H236ZM235 245V246H236ZM26 246V245H25ZM52 245H50V247H51ZM137 247L136 249H134L135 247ZM163 246H168V245H163ZM170 246V245H169ZM184 246V245H183ZM193 246V245H192ZM200 246V245H199ZM211 246V247H212ZM218 246V245H217ZM224 246V245H223ZM251 246H252V244H251ZM251 246H250V248H251ZM24 247V246H23ZM30 247H32L31 245H30ZM37 247V248H38ZM47 247H48V245H47ZM134 247V248H133ZM150 247H149V249H150ZM174 247H176L175 245H174ZM173 247V248H174ZM186 247V246H185ZM189 247V246H188ZM194 247V246H193ZM231 247V246H230ZM252 247H254V245L252 246ZM33 248H34V246H33ZM43 248V247H42ZM65 248H69V252H66L65 251ZM218 248V247H217ZM228 248V247H227ZM255 248V247H254ZM258 248V247H257ZM256 248V249H257ZM40 249H38V251L40 250ZM47 249H49V248H47ZM66 249V250H67ZM90 249V251H91V255H87L86 256V251L87 250H89ZM132 249H134V251L132 250ZM162 249V248H161ZM219 249V248H218ZM223 249V248H222ZM225 249V248H224ZM259 249L262 251V249L259 247ZM45 250V249H44ZM138 250H139V248H138ZM140 250H139V253H138V256L140 257V255H141V252H140ZM150 250V251H151ZM164 250H165V248H164ZM163 250V251H164ZM173 250V249H172ZM182 250V249H181ZM188 250V249H187ZM214 250V252H215V249H213ZM15 251V252H16ZM147 251H148V253H147ZM191 251V250H190ZM220 251V250H219ZM219 251H216V254L219 252ZM228 251V250H227ZM226 251V252H227ZM247 251V250H246ZM1 252V251H0ZM29 252V253H28ZM42 252H43V255H42ZM63 252H66V257H64L62 260H61V262L59 263L58 262V260H59V257H61L63 254ZM131 252H134V253H131ZM167 251L165 250L164 251V255H165V253H166ZM187 252V251H186ZM223 252H224V250H223ZM229 252V251H228ZM255 252H257V251H255ZM6 253V252H5ZM4 253V254H5ZM32 253H34L35 254V256L37 257V258H33V254ZM156 254L158 253V252H155ZM161 253V252H160ZM168 254H169V252H167ZM170 253H171V250H170ZM39 254L40 255H42V257H39ZM65 254V253H64ZM140 254V255H139ZM172 254V253H171ZM175 254V252L173 253V255ZM188 254H190V253H188ZM220 254V253H219ZM227 254V253H226ZM247 253H245V255H246ZM152 255H153V252H152ZM152 255L150 254V257H152ZM160 255V254H159ZM170 255V254H169ZM168 255V256H169ZM177 255V254H176ZM182 255V254H181ZM184 255V254H183ZM182 255V256H183ZM186 255H187V253H186ZM193 255H194V253H193ZM207 255V254H206ZM252 255H253V252H252ZM258 255H262V254H258ZM6 255L4 256L3 255V257H7ZM34 256V257H35ZM135 256V255H134ZM143 256H144V254H143ZM147 256V255H146ZM156 256H158V255H156ZM187 256H190V255H187ZM186 256V257H187ZM225 256V255H224ZM235 256V255H234ZM247 256V255H246ZM263 256V255H262ZM179 257V256H178ZM191 257V256H190ZM190 257H188V259L190 258ZM205 257V256H204ZM227 257V256H226ZM11 258V259H12ZM85 258V259H84ZM136 258H137V256H136ZM149 258V257H148ZM158 258V257H157ZM165 258H167L166 256H165ZM218 259H221L220 257H219V255H218V257H217ZM232 258V257H231ZM243 258V257H242ZM2 259V258H1ZM10 259V260H11ZM27 259H28V261H29V259H30V261H29V263L27 262ZM154 259H155V264H157V261H156V258H153L152 257V264H153V262H154ZM159 259V258H158ZM168 259H170V258H168ZM182 259V258H181ZM186 259V258H185ZM192 259V258H191ZM209 259V258H208ZM211 259V258H210ZM215 258H213V260H214ZM225 259V258H224ZM136 260V259H135ZM142 255H141V257H140V262H142L143 260L146 262V263H148V261H146L147 260V258L146 257H144V259L142 260ZM150 260V262H151V259H149ZM187 260V259H186ZM229 260V259H228ZM164 261V260H163ZM170 261V260H169ZM173 261H175L174 259H173ZM183 260H181V262H182ZM188 261H190V260H188ZM187 261V262H188ZM201 261V260H200ZM221 261V260H220ZM220 261H218V262H220ZM253 261V260H252ZM252 261H251V264H252ZM14 262V263H15ZM57 262V263H56ZM133 262H134V260H133ZM137 262H138V259H137V261H136V264H137ZM149 262V263H150ZM160 262H161V260H160ZM183 262H185V261H183ZM222 262V261H221ZM221 262H220V264H221ZM11 263V262H10ZM13 263V262H12ZM13 263V264H14ZM145 263V264H146ZM177 263V261L175 262V264ZM190 262H188V264H189ZM201 264H202V261L200 262ZM209 263H210V261H209ZM212 263V262H211ZM253 263H254V261H253ZM135 264V263H134ZM139 264V263H138ZM162 264V263H161ZM174 264V263H173ZM181 264H183V263H181ZM193 264V263H192ZM206 264V263H205ZM216 264H217V262H216ZM224 264V263H223Z\"/></svg>", "mask_w": 264, "mask_h": 264}]
</instances>
